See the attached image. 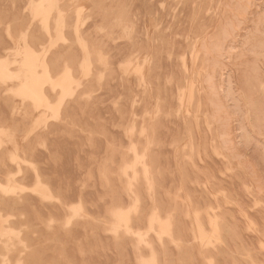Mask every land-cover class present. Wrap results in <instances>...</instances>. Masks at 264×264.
<instances>
[{
	"label": "rangeland",
	"instance_id": "1",
	"mask_svg": "<svg viewBox=\"0 0 264 264\" xmlns=\"http://www.w3.org/2000/svg\"><path fill=\"white\" fill-rule=\"evenodd\" d=\"M4 1H5V3H4ZM14 1H17V2H14ZM25 1H27V3ZM43 1L44 0H35V2H34V0H22V1L21 0H8V1L7 0H0V2H1L0 3V7L1 8L2 7L4 8L3 11H1L2 9L0 8V36H2V37H0V38H2V39H0V44L3 43V44L0 45V55H2V56H0V61L1 60L3 61V59L8 55V58L7 57H6L7 59L5 58L7 61L4 59L5 62H8V60H9V63L11 64L10 65V69L12 71H19L21 67H20V63L17 62V60H21L23 58L24 55L21 54V53H23L21 49H23L25 47V42H26V44H28L29 47L31 49H33V51L35 53H37L39 60H41V59L44 60V61L47 60V64L50 61V63L48 65H49L50 69H53V70H51V74H53L52 75L53 76V79L55 78V79L58 80L63 75L62 72H64L67 67L70 68V70H72L71 71L72 80L69 81V84H68V87H67V91H68V88H69V91H68L69 93L67 91L65 93L67 98H65V96H64L65 94H64V92H62V89L60 87H53L52 84H50L49 82L48 83H43V85H44V86L42 85V91H43V93L46 94V97H47L48 96L47 93L50 91L48 93L50 95L47 97L48 100H47L46 105L45 104H43L42 106L38 105V107H36L37 104L34 102V100H32L31 98L26 97L24 95L22 96L21 94L18 93V90L21 87V84L20 83H22V80L21 79L15 78L16 80H14V78H12V80L11 79H7L8 81L7 80H4V79H0V82H1L0 83V99L2 100V101L0 100V106H1L0 107V111H2V112H0L1 113L0 116H2V114H3V117H0V118H2V119H0V121L2 120V122H0V128H1V133H0V145H1L0 146V152H2V153H0V157H1L0 158V178H1L0 179V185H1L0 187H2V189H1L2 192L0 191L2 193V194H0V197L2 196V198H0V201H1L0 202V210H1L0 211V214L2 216L3 215L5 216V217L3 216L4 219L5 218L7 219L8 216L9 217L12 216L11 218H8L7 221L5 219V221L3 222V225L0 227V243H2V244H0V257L2 256L0 258V264H8V262H9V264H40V262H42V264H74L76 262H77L76 264H80L81 262H82L81 264H104V263L105 264H113V263L114 264H130L128 262H131V261H132L131 264H143V263L146 264V263H149V262H150V264H198V262H199V264H201V263L202 264H227V263L228 264H235V263L236 264H246V263L247 264H264V212L262 213V210L264 211V205H263L264 204V200H262V199H264V197H263L264 196V119H263L264 118V109H263L264 108V106H263L264 105V98H263L264 97V88H263L264 87V82H263L264 81V63H262V62H264V53H263L264 52V44H263V42H264V38H263L264 37V0H193L192 2H194V4L191 2V0H184V1L183 0H148V1L147 0H138V1L137 0H134V1L133 0H129V1L128 0H112V5L114 7L111 5V0H103V2L101 0H98V2H97V0H95V2L93 0H67V1L66 0H55L54 1V7L50 11V14L48 16V21H47V25L49 24L48 25V28H47V32L49 33L48 36H49V38L51 40V43L50 44H48L50 41H49V38L47 36L46 30H44V29H46L45 26H47V25L44 23L43 19H42V21H40L41 18H42L41 16L36 15V9L39 6V4L41 2H43ZM65 1H66V3H65ZM122 1L123 2L126 1L127 2L126 4L129 5V6L127 7V5L125 3H123ZM131 1L134 2L135 5H132L133 3ZM144 1H145V3H147L148 7H145L146 5H145ZM149 1H150V3H149ZM165 1H166V3H165ZM22 2L24 4H22ZM113 2H114V4H113ZM160 2H162V3H160ZM8 3H9V5H8ZM16 3L18 5L19 4L20 5L19 6L18 5L15 6ZM95 3H96V5H95ZM107 3H108V5H105ZM153 3H154V7H153V5H150V4H153ZM63 4H64V6H63ZM68 4H71V5H68ZM204 4H206V5H204ZM3 5H5V6H3ZM22 5H24V7ZM45 5L48 6L49 4L47 3ZM11 6H12V10L9 11L11 9ZM143 6H144V8H143ZM175 6H177V7H175ZM178 6L179 7L181 6L182 7L181 9L184 8V10H181ZM8 7H10V8H8ZM101 7H103V8H101ZM112 7L115 8V9H112ZM149 7L151 8V11H153V12H150ZM61 9L62 10L64 9V11H61ZM91 9H94V10L91 11ZM102 9H104V11ZM111 9H112V11H111ZM107 10L108 11L109 10L111 11V15H110V11L108 12ZM191 10H192V12H191ZM72 11H73V13H72ZM116 11H117V13H116ZM146 11L149 12V13H147ZM4 12H5V15H4ZM92 12H93V14H92ZM94 12L96 13V15H98L97 18L95 17L96 15L94 14ZM101 12H102V14H101ZM131 12L133 13V16H132V13ZM140 12H142V13L140 14ZM205 12H206V14H205ZM13 13H14V15H12ZM17 13H18V15H20V14H22V15L21 16H18ZM70 13H72V14H70ZM90 13L93 16L95 15L94 18L92 17V15ZM98 13L101 14V15H99ZM137 13H139L140 15L137 14ZM172 13L174 14V16H173ZM191 13H194V14L192 15ZM84 14H86V15H84ZM114 14H115V16H114ZM130 14H131L132 18L130 17ZM170 14H171V16H170ZM1 15L2 16L4 15L5 17L6 16L7 17L5 18L4 16L2 17ZM8 15H9V18H8ZM16 15H17V17H16ZM109 15H110V17H109ZM152 15H154V16H152ZM179 15H180V17H179ZM203 15L206 16V17H204ZM22 16H23L24 19L22 18ZM26 16H28V17H26ZM59 16L63 20L62 19H59ZM68 16H69V18H66ZM127 16H128V18H127ZM137 16H139V17H137ZM141 16H143V17H141ZM210 16H211V20H210ZM55 17H57V18H55ZM84 17H85V19H84ZM200 17H202L204 19L202 20V18H200ZM51 18H53V19H51ZM76 18H77V20H76ZM100 18H101V20H100ZM110 18H112L113 21H115V22H113L112 19H110ZM137 18H139V20ZM261 18H263V19H261ZM10 19H12V20H10ZM55 19H57V20H55ZM95 19L96 20L98 19V20L96 21ZM105 19H106V21H105ZM125 19H128L129 22H128V20H127V22H125L126 21ZM131 19H132V21H131ZM206 19L209 22L206 21ZM22 20L24 21V23H22L23 22ZM189 20H191V21H189ZM107 21H108V24H109V30H108V27H106L108 25L107 24ZM140 21H141V23H140ZM143 21H144L145 24L143 23ZM156 21H158V22H156ZM176 21H178L179 23H176ZM199 21H200V23H199ZM204 21L205 22H208V23H206V25H208V26H206L204 24L205 23ZM15 22L18 23V24H16ZM104 22H105V26L103 24ZM57 23H59V24L57 25ZM60 23H62V24H60ZM95 23H97V24H95ZM170 23H172V25ZM4 24H5V26H4ZM37 24H38V28H37ZM63 24H66V25L64 26ZM73 24H75V25H73ZM110 24H112L113 26L110 25ZM196 24H199V25L196 26ZM55 25H57V26H55ZM173 25H175V26H173ZM184 25L187 26L186 27L187 29L185 27H182V29H181V27L179 28V26H184ZM23 26H25V27H23ZM81 26H82V28H81ZM168 26H169V28L166 29ZM172 26L174 28H172ZM53 27H55L57 29H55V31H54V28ZM1 28H3V30L5 29V30L2 31ZM138 28L140 30H138ZM145 28H146V31H145ZM170 28L172 30H170ZM196 28H198V29H196ZM73 29H74V31H76V29H77V33L78 34L75 32L77 35L73 32ZM92 29H94V30L92 31ZM177 29H179V30H177ZM37 30L38 31L40 30L41 32L39 31L40 32L39 33ZM50 30L53 31L54 33L51 32ZM117 30H119V31H117ZM160 30L161 31L163 30V32H161ZM173 30H174V32H175V30H177V31L174 33V32H172ZM181 30H182V32L185 31V30H187V31L189 30V32H187V36H186V31L182 33ZM31 31H32V34L30 36ZM57 31H58V33H57ZM80 31L83 34H81ZM156 31H158V32H156ZM4 32H8V33L6 34ZM85 32H87V35H86ZM170 32L173 35V37H171L173 39H171L169 37V36H171L170 35ZM64 33H65V35H64ZM103 33H105V34H103ZM160 33H161V35H160ZM180 33H181V35H180ZM102 34H103V36H102ZM139 34H140V36H138ZM144 34H145V36H144ZM21 35H22V38H21ZM42 35H43V37H42ZM72 35L74 36V38L72 37ZM88 35H90V36L88 37ZM104 35H106V36H104ZM163 35H164L165 38L163 37ZM57 36H59V37L60 36L61 37L63 36L62 37L63 39L60 41L61 38H59ZM91 36H93V37H91ZM157 36H161V37H157ZM183 36H184V38H183ZM32 37H33V39H32ZM64 37H65V39H64ZM87 37L89 38L88 40L86 39ZM152 37H154L155 39L157 37L159 39H156L155 40ZM55 38L58 39V43H57V39H55ZM97 38H99V39H97ZM114 38H115V40H112ZM77 39H78V42H77ZM95 39H96V41H95ZM137 39H139V40H137ZM167 39H169L170 41L167 40ZM182 39L185 40L183 43H181L183 41ZM79 40L80 41L82 40L85 44L82 43V41L80 43ZM89 40H91V41H89ZM92 40H94V41H92ZM123 40H124V42H123ZM127 40H129L130 42L131 41L134 42V40H135L136 42H134V43H137V44H135V46L136 47L138 46L137 48L139 50L136 49V48H134L135 47L133 45L134 43H130ZM158 40H160V41H158ZM171 40H173V41H171ZM262 40H263V42H262ZM22 41L24 42V45H23V42ZM167 41H169V42H167ZM4 42L7 45L6 44L4 45ZM36 42H38V43H36ZM99 42H101V43L99 44ZM108 42H110V43H108ZM140 42H142V43L140 44ZM165 42L168 44V46L166 45ZM52 43H55V45L52 44ZM96 43H98V44H96ZM145 43L147 44V47H146V44ZM154 43L156 44V48H155ZM169 43H172L171 44L172 46H170ZM179 43H181L182 45L179 44ZM15 44H16V46H15ZM86 44H87V46H86ZM107 44H108V46H107ZM159 44L160 45L162 44L163 46H160ZM8 45L10 46V48L8 47ZM141 45H144V46H142L143 49L141 48ZM153 45H154V48L156 50H154ZM6 46H7V48H6ZM43 46H44V48H43ZM128 46H129V48H128ZM157 46H160V47H157ZM183 46H185V47H183ZM38 47H39V49H38ZM73 47H74V49H73ZM77 47H79V48H77ZM82 47H83V52L81 50ZM106 47H107V49L110 48V50L109 49L107 50ZM170 47L171 48L173 47L172 48L173 51H172V49ZM41 48H43V49H41ZM45 48H46V50H48V51H46V53H44L45 52ZM61 48H62L63 51L61 50ZM63 48H65L66 50L63 49ZM125 48H127V49H125ZM157 48H160V49L158 50ZM167 48H168V50H166ZM11 49H12V53H11ZM26 49L27 48L25 47V49H23V51H25ZM105 49H106V51L108 53L105 52ZM145 49H147L148 52ZM174 49H176V50L174 51ZM6 50L9 51V52H7ZM16 50H18V51H16ZM42 50H43V52H42ZM72 50L73 51L75 50V52H73ZM86 50H87V52H86ZM134 50L137 51V52L135 53ZM163 50L164 51L166 50L165 54H164ZM178 50H179V52H177ZM14 51H15V53H14ZM79 51H81V52H79ZM119 51L120 52L123 51V52L120 53ZM126 51H128V52H126ZM143 51H144V53H143ZM155 51H157V52H155ZM185 51H186V54H185ZM85 52L88 53V54H90L91 56L88 55V54H86ZM132 52L135 53V54H133ZM140 52H142L141 55H139ZM152 52H153V56H152ZM158 52H159V54H158ZM171 52H172V54H171ZM174 52L177 54L176 56H175V53ZM198 52L200 53V55H198L199 54ZM104 53H106V54H104ZM147 53H149V54H147ZM206 53H207V55H206ZM11 54H13V55H11ZM20 54L22 56H20ZM42 54H43V56H42ZM122 54L124 55V58L125 59L123 58V55ZM154 54L157 55L156 56L157 59L155 58ZM17 55H19V57H17ZM78 55H80V56L78 57ZM84 55H85V57H84ZM118 55H120V56H119V58L116 59V57H118ZM127 55H129L131 57H129ZM158 55H159V58H158ZM161 55L163 57H160ZM81 56H82V58H80ZM88 56H90V57H88ZM137 56H139V57H137ZM197 56H199L198 59H197ZM66 57H67V59H65ZM113 57L115 58V60H114ZM173 57H175V59ZM203 57H205V58H203ZM83 58L86 59V60H84ZM89 58H90V60H89ZM134 58H135V60H134ZM153 58H155L156 61ZM165 58H167L168 60L167 59L165 60ZM171 58L173 59V61H172ZM80 59H81V61H80ZM261 59L263 61H261ZM12 60H14V61H12ZM82 60L84 61L83 63L86 66H84L83 63H81ZM90 61H91V63H90ZM144 61H145V63H144ZM158 61L160 62V64H159ZM166 61H168V62L166 63ZM51 62H53V63H51ZM73 62H75V63H73ZM179 62H180V64H179ZM16 63L18 65H16ZM172 63H173V65H172ZM66 64H67V66H66ZM81 64L84 67H81L80 68ZM90 64H92V65H90ZM143 64H144V66H143ZM71 65H73V66H71ZM88 65H90V67H91L90 70H88L89 69V66ZM54 66L55 67H58V68L60 67V69L53 68ZM95 66H96V68H95ZM98 66H100L101 68L98 67ZM141 66H143V67H141ZM174 66L176 68H174ZM16 67H18L17 68L18 70L16 69ZM139 67H141V68H139ZM183 67L186 68L185 71H184L185 68H183ZM110 68H113V69H110ZM142 68H143V71L141 72V69ZM155 68H156V70H154ZM159 68H160V70H159ZM55 69H57V70H55ZM83 69H85V70H83ZM59 70H60L61 73L59 72ZM82 70L84 72L83 74H82ZM103 70H104V72H103ZM168 70H169V72H168ZM39 71H40V68H39ZM55 71H57V72H55ZM157 71H160V72H157ZM173 71L174 72L177 71L178 75H176L175 74L176 72L174 73ZM186 71L188 72L187 75H186ZM88 72H90V74ZM116 72L118 74L120 73L119 76H118V74H116ZM252 72H253V74L256 77L251 74ZM256 72H259V73H256ZM109 73L111 75H113V76L109 75ZM140 73H142V74H140ZM154 73H155V75H154ZM161 73H162V75H161ZM75 74L78 75V76H76ZM87 74H89L88 75L89 77H87ZM94 74H95V76H94ZM115 74H116V76H114ZM165 74H167V75L165 76ZM217 74L219 75V78H218V75ZM256 74L258 75L259 79L257 78V75ZM153 75H154V77H153ZM158 75H159V77H158ZM84 76H86L87 78L85 79ZM106 76H108V79L109 80L106 79L107 78ZM179 76H180V78H179ZM76 77H78L79 80ZM121 77H123V78H121ZM160 77L162 78V81H161V78ZM177 77H178L179 80L177 79ZM124 79H125V81H124ZM142 79H143V81H142ZM186 79H187V81H186ZM250 79H251V81H250ZM254 79H257V80L255 81ZM261 79H262V81H261ZM81 80H82V82L80 83ZM119 80L121 81L120 83H119ZM175 80H178V81L174 82ZM209 80H210V82H209ZM219 80H221V81H219ZM2 81H5V83L3 84ZM19 81H20V83H19ZM75 81H76V83H75ZM94 82H97V83H94ZM249 82H251L250 85H249ZM257 82L259 83V85H256V84H258ZM77 83H79V85H77ZM157 83H158V85H155ZM159 83H161V84H159ZM193 83H195V84L191 88V86L193 85ZM253 83H256V84H253ZM260 83H262V84H260ZM130 84H131V86H130ZM76 85H77V87H76ZM108 85H110V87H112V88H109ZM167 86H169V87H167ZM257 86H258L259 89L257 88ZM1 87H2L3 90L1 89ZM70 87L73 89V91H72V89ZM93 87H95V89ZM127 87H129V88H127ZM130 87H132V88H130ZM135 87H137V88H135ZM195 87L197 89H195ZM123 88H125V89L127 88V90H124ZM252 88H255V89H252ZM16 89H17V92H15ZM102 89H103V91H102ZM108 89L109 90L111 89V90L109 91ZM171 89H172V91L170 92ZM256 89H258V90H256ZM12 90L13 91L15 90V91L13 92ZM55 90H57V91H55ZM81 90H84L85 92L84 91H81ZM87 90H89V92ZM10 91L12 92V94L13 93H15V94L11 95V92ZM74 91H76V92H74ZM127 91L129 92L128 93L129 95L126 93ZM164 91H166V93ZM182 91H183V94L181 93ZM247 91H249V92H247ZM251 91H253V92H251ZM256 91H257V93H256ZM260 91H263V92H260ZM140 92L141 93L143 92V95H141ZM146 92H150V93H146ZM258 92H259V94H258ZM16 93H18V94H16ZM60 93H61V95L63 94L62 95L63 98L60 95ZM119 93H121V94L119 95ZM122 93L125 94V95H123ZM137 93H140V94L136 95ZM261 93H262V95H260ZM70 94H72V96ZM155 94L157 95V98H155L156 97ZM131 95H132V97H131ZM174 95L177 96V97H175ZM179 95H180V97H179ZM4 96H6V97H4ZM101 96H102L103 100H102ZM128 96H129V98H128ZM142 96L144 98H142ZM258 96H261V97H258ZM57 97H58L59 100L57 99ZM69 97L71 99H69ZM76 97H79V99L76 98ZM87 97H88V99H86ZM116 97L117 98L119 97V98L117 99ZM96 98L97 99L100 98L99 100H102V102L104 104L101 101H99V100L97 101ZM173 98H175V99H173ZM181 98H183V99H181ZM187 98H188V100H187ZM142 99H143V101H142ZM145 99L146 100L148 99V100L146 101ZM134 100H135V103H134ZM94 101H96V102L94 103ZM181 101H182L183 106L181 105ZM77 102L81 103V105L79 103H78L79 105L76 104ZM98 102H100V103H98ZM250 102L252 103V105H250ZM253 102H256L257 104L256 103L253 104ZM54 103L55 104H60L61 105V108L58 109L57 108L58 105L55 106ZM90 103H92V104H90ZM144 103H146L147 105L150 104V105H148L149 108ZM3 104H4V106H3ZM13 104H15V105H13ZM89 104H90V106H89ZM108 104H110V105H108ZM258 104L259 105L262 104V105L261 106H258ZM8 105H9V108L7 107ZM25 105H26V107H25ZM27 105L28 106L30 105V106L27 107ZM122 105H124V106H122ZM127 105H128V109H127ZM163 105H165V106H163ZM254 105H255V108L257 107L256 109H254ZM10 106H12L11 107L12 109L10 108ZM96 106H97V108H96ZM150 106L152 107V109L150 108ZM171 106L173 107V109H172ZM252 106H253V109L254 110L251 108ZM49 107L52 108L51 109V112L50 111H47V110H50ZM79 107H81V108H79ZM91 107H92V109H91ZM122 107H123V112L125 114H123V112H122ZM36 109H38V110L36 111ZM53 109H54V111H53ZM55 109H57L58 112L55 111ZM90 109H91V111H90ZM96 109H100V110H96ZM105 109H107L108 111L105 110ZM110 109H111V111H113V112H111V113H113V114H111V116L113 115L112 118L109 116L110 115ZM125 109H126V111H124ZM128 110H129V112H128ZM252 110L255 113H253ZM255 110H257L258 112H256ZM134 111L136 112L135 114H134ZM186 111H187V113H186ZM89 112L90 113L92 112L93 116L91 114H89ZM259 112L262 115H260ZM261 112H263V113H261ZM57 113H58L59 117H58ZM63 113H64V116H63ZM95 113H97V114H95ZM98 113H100V116H99ZM138 114H139V116H138ZM5 115H6V117H5ZM128 115H129V117H128ZM175 115H177V117ZM41 116H42V118H41ZM126 116L129 119H126L127 118ZM134 116H136L138 119L136 117L134 118ZM4 117L7 118V119H5ZM48 117H50L51 119L48 118ZM55 117H58V118H55ZM114 117H116V118H114ZM119 117H120V119H119ZM3 118H4L5 121H3ZM34 118L36 120H38V121H36ZM92 118H96V119H93V121H92ZM101 118H102V120H101ZM141 118H143V119H141ZM148 118L150 119V121H149ZM183 118H184V120H183ZM68 119H69V121H68ZM73 119H74V121H73ZM163 119H165V120H163ZM252 119H254V120L252 121ZM24 120H25V122H24ZM43 120H45V121H43ZM55 120H57V121H55ZM97 120H100V121H97ZM127 120H129V121H127ZM137 120H140V122L137 121ZM260 120H262V122ZM19 121H20V123H19ZM40 121H42V122H40ZM122 121H123V123H122ZM131 121H132V123H131ZM159 121H161V122L159 123ZM164 121H167V122H164ZM182 121H184V122H182ZM204 121H205V124L206 125L205 124L203 125ZM34 122L35 123L37 122L36 124L39 125L38 126L39 127L38 129H37V126L34 124ZM39 122H40V124L42 123L43 125L42 124L40 125ZM106 122H107V125L105 124ZM15 123H17V124H15ZM95 123L100 128V130L97 128V126L95 125ZM169 123H170V125L171 124H174V125L170 127ZM183 123H184V125H183ZM194 123H196V124L194 125ZM23 124H25V125H23ZM51 124H52V126H51ZM62 125H64V126H62ZM134 125H135V128H134L135 130L133 129ZM176 125H177V127H176ZM44 126H45V128H44ZM49 126H51V128ZM89 126H91V127H89ZM103 126L107 127V129L110 130V131L108 130L110 132L109 135H108L109 132ZM69 127H71V128H69ZM138 127H139V129H138ZM142 127H143V129H142ZM67 128H69L68 129L69 131L67 130ZM164 128H166V129L164 130ZM195 128H196V130H194ZM13 129H15V130H13ZM19 129H20V131H19ZM73 129H75V130L73 131ZM129 129L132 130V133H131V130H130V133H129ZM170 129L172 130L171 132H170ZM183 129H185V131ZM142 130L144 131V133L141 132ZM174 130H175V132H174ZM54 131H57V132H54ZM65 131L68 132V133H66ZM75 131H76V133H75ZM97 131L100 134L97 133ZM179 131H180V133H179ZM183 131H184V134L182 133ZM51 133L52 134H55V135H60V134L61 135H60V137L59 136L55 137V135H52ZM78 133H80V134H78ZM137 133H138V136L135 137ZM175 133H177L178 135L175 134ZM86 134H87V136H84ZM113 134H115V137L117 139L115 137H113ZM164 134L166 135V138L165 139H164L165 136H163ZM167 134L170 135L171 137L170 136L167 137ZM180 134L182 135V137H181ZM197 134H198V136H197ZM32 135H34V136H32ZM102 135H103V137H101ZM172 135H174L175 137L174 136L172 137ZM75 136H76V138H75ZM96 136L97 137L99 136V137L97 138ZM189 136L191 137V139L188 138ZM33 137H34V139H33ZM63 137H65V138H63ZM121 137H122L123 140L120 139ZM197 137H199V138H197ZM45 138H47V140ZM81 138H84V139H81ZM157 138H158V140H157ZM170 138H172V141H171ZM208 138H210V139H208ZM77 139L79 140V142H78ZM142 139H143V141H141ZM166 139H167V141H166ZM32 140H34V142ZM35 140H37V141H35ZM93 141L94 142L96 141V145L95 146H94L95 143ZM121 141H123L124 143L121 142ZM170 141H171V143H169ZM84 142L86 143L87 146L84 145L85 144ZM107 142H108V144H107ZM114 142H116V143L118 142V143L116 144ZM135 142L136 143L138 142V146H137V144ZM141 142H143V143L141 144ZM144 142H146V143H144ZM25 143L28 144V145H26ZM81 143H82V146L80 145ZM131 143H134L135 145L134 144H131ZM168 143H169V146H168ZM127 144H128V146H127ZM30 145H32V146H30ZM74 145H76V146H74ZM171 145H173V147ZM29 146H30V148H29ZM124 146H126V147H124ZM133 146H135V147L137 146V147L135 148ZM213 146H214V148H213ZM39 147H41V149L42 148L43 149L41 150ZM75 147L77 149H79V150L75 149ZM168 147L169 148L171 147V149H169ZM36 148H39V149H36ZM1 149H2V151H1ZM90 149H91V151H90ZM145 149H146V151H145ZM82 150H83V152H82ZM161 150H163V151H161ZM27 151H29V152H27ZM180 151L182 152V154H180ZM3 152H6V153H3ZM34 152H36V153L34 154ZM17 153H18V155H17ZM19 153H22V155L20 154V156H19ZM116 153H118V154H116ZM133 153H138V156H135L136 154L134 155ZM140 153H141V155H140ZM168 153H171L172 154L171 155V158H170V155ZM208 153H210V155ZM53 154L55 156H57V157H53L54 156ZM78 154H79V156H78ZM98 154H99V156H98ZM162 154H164V156H162ZM58 155H61L62 157L61 156L58 157ZM129 155H130L131 158L129 157ZM28 156H29V158H27ZM96 156H97V158H96ZM115 156L118 157V158H116ZM134 156H135V159H134ZM32 157H33V159H32ZM60 157H61V160H60ZM114 157H115V162H114ZM172 157H174V158H172ZM13 158L15 159V161H14ZM58 158H59V160H58ZM88 158L91 159V160L89 161ZM142 158H143L144 163L147 161L146 162L147 164L145 163L146 167L143 164ZM162 158H163V160H162ZM181 158L183 160H181ZM20 159L23 161V163H22V161H20ZM186 159H187V162H186ZM62 160H63V162H62ZM138 160L140 161V163L138 162ZM6 161H7V163H6ZM13 161L16 162V163H13ZM55 161H57V162H55ZM92 161H94V162H92ZM232 161L235 163V165H234V163ZM27 162L29 163V166H28V163ZM76 162L78 163V166H77V163ZM108 162L110 163V165H109ZM111 162L113 163L112 165L114 167L111 165ZM116 162H118V163H116ZM30 163L31 164L33 163L32 165H33V168L34 169H32V165H30ZM37 163H39V164H37ZM158 163H159V165L157 167L156 164H158ZM160 163L162 165H160ZM167 163H169L170 167H169V165ZM182 163H183V166H182ZM197 163H198V165H197ZM81 164H83V165H81ZM95 164H97V165H95ZM140 164H143L144 167H143V165L140 166ZM171 164H172V166H171ZM25 165H27V166H25ZM127 165H129V166H127ZM8 166H9V168H8ZM160 166L162 167V169H161ZM204 166H206V167H204ZM229 166H230V168H229ZM17 167H19V168H17ZM111 167H113V168L111 169ZM140 167H141V169H140ZM186 167H189L190 169L189 168H186ZM218 167H220V168H218ZM27 168H31L32 173H31L30 169L27 170ZM37 168H38V170H37ZM143 168H144V170H143ZM18 169H20V171ZM130 169H131V171H130ZM133 169H136V171H137L138 174H136L135 173V170H133ZM145 169H146V172H145ZM204 169L207 170L206 171L207 173L205 171H203ZM34 170L36 171V173H35ZM113 171L114 172L117 171V172L114 173ZM133 171H134V173H133ZM176 171H177V173H176ZM178 171H179V173H178ZM193 171H195V172H193ZM14 172H15V174L17 172H19V173L16 174V175L15 174L13 175ZM123 172H125V173H123ZM143 172H145V173L143 174ZM168 172H169V174H167ZM188 172L193 173V175L195 177L193 176L191 178L192 175L190 173H188ZM234 173H237V174H234ZM241 173H243V174L241 175ZM35 174L38 177V178H36V180H35V177H36ZM54 174H55V176H54ZM98 174H100V175H98ZM107 174H110V175H107ZM119 174H121V175H119ZM126 174H127V178H126V176H124ZM133 174H135V175H133ZM206 174H208L207 175L208 177L206 176ZM7 175L8 176L9 175L10 176L12 175L11 177L14 178V180L10 176L6 180V178L8 177ZM129 175L130 176L133 175L132 178L129 177ZM174 175L176 176V178L174 177ZM43 176H45V177L43 178ZM47 176L48 177L50 176V177L48 178ZM107 176H109V179H108ZM203 176H205V177H203ZM242 176H243V178H242ZM123 177H124V179H122ZM136 177H137V179H134ZM164 177L165 178L167 177V178L165 179ZM233 177L235 178L236 181L234 180ZM128 178H130V180ZM174 178H175V180H174ZM247 178H249V179H247ZM132 179H133V182H131ZM23 180L25 182H23ZM37 180L38 181L41 180L42 182H38ZM80 180H81L82 183L80 182ZM128 180H129V182L131 184L128 182ZM192 180H195V181L192 182ZM219 180H221V181H219ZM36 181H37V183H36ZM173 181L174 182H178V183H174ZM222 181L225 182V183H222ZM239 181L241 183H239ZM246 181L249 182V183H247ZM88 182H90V183H88ZM91 182H93L94 184L91 183ZM105 182H106L107 185L105 184ZM124 182H125V184H124ZM127 182L129 183V185L126 184ZM229 182H231L232 184L229 183ZM1 183L6 187V190H5L6 191L5 192L6 194L5 195H3V192H4L3 188H5V187H3V185ZM38 183H41V184H38ZM179 183H181V185ZM22 184L24 186H26V187H24ZM113 184H114V186H113ZM132 184H133L134 187L132 186ZM178 184L180 185L179 186L180 188L178 187ZM227 184H231V185H227ZM115 185L117 187H115ZM130 185H131V188H130ZM135 185H136V187H135ZM139 185L140 186L143 185V187H139ZM153 185H154V187H153ZM165 185H167V186H165ZM191 185H193V187ZM34 186H35V188H34ZM43 186H45V187H43ZM48 186H50V187L48 188ZM172 186H174V187H172ZM202 186H204V187L206 186V188H203ZM11 187L13 189H10ZM127 187H128V189H127ZM238 187L241 190L238 189ZM17 188H21V189H19L17 191ZM32 189H33L34 192L32 191ZM67 189H68V191H67ZM107 189H108V193L109 192H111V193L108 194L106 192ZM110 189H112V190H110ZM147 189H148L149 192L147 191ZM200 189H201L202 192L200 191ZM202 189H204L205 191L202 190ZM215 189L217 191H215ZM233 189H234V191H233ZM20 190H23L24 192L23 191H20ZM83 190H84V192H83ZM121 190H122V192H121ZM229 190H232V191H229ZM13 191L15 193H13ZM48 191H49V193H48ZM130 191H131V193H130ZM159 191H160V193H159ZM173 191H174V193H173ZM191 191L194 192V193H192ZM36 192L38 194H40L41 196H39ZM60 192H62V193H60ZM125 192L127 193V196H126ZM235 192H237V193H235ZM242 192L245 194V196H244V194ZM7 193H9V194L7 195ZM11 193H13L14 195H12ZM224 193H226V194H224ZM96 194H98V195L100 194V196H99L100 201H99L98 196ZM43 195L46 198L43 197ZM48 195H49V197L53 195L52 197H50V199H53V200H50L49 197H48ZM79 195H80V197H79ZM193 195H194V197H193ZM81 196H82V198H81ZM122 196H124L123 197V200H122ZM135 196H137V197H135ZM169 196H170V198H169ZM176 196H177V198H176ZM203 196L204 197L207 196L205 198H208V199H204ZM253 196H255V197H253ZM107 197H109V198L107 199ZM119 197H121V198H119ZM163 198H165V199H163ZM234 198H237V199H234ZM54 199L55 200H58L57 202H59V203L57 204V202H55ZM213 199H215V200H213ZM65 200H67V201H65ZM91 200L94 203L91 202ZM115 200H117L116 202H119L120 201L119 202V205H118V203H116L117 205L115 204V202H114ZM193 200H195V203H194ZM204 200H210V201H204ZM238 200H240V201H238ZM250 200H251V202H250ZM258 200H260V201H258ZM82 201H83V203H82ZM135 201H136V203H135ZM241 201H244V202H241ZM123 202H124V204H123ZM143 202H145L146 204L143 203ZM203 202H204V204H203ZM222 202L225 205H223ZM245 202H246V204H245ZM70 203H71V205H69ZM80 203H81V205H80ZM84 203H86V205H84ZM88 203H89V205H88ZM91 203H93V204H91ZM95 203H97V204H95ZM98 203H99V205H98ZM109 203H111V205ZM142 203L145 204V205L143 206ZM66 204L69 207V209L67 208ZM72 204H74V205H72ZM133 204L136 205V206H134ZM140 204H141V206H140ZM173 204H174V207H173ZM214 204H215V206H214ZM250 204H254V206L253 205H250ZM260 204H261V206H260ZM8 205L10 206L9 210H7L8 209L7 207H9ZM76 205H77V208L78 209L76 208ZM92 205H93V207H92ZM94 205H95V207H94ZM181 205H182V207H181ZM186 205H187V207H186ZM207 205H209L208 208H207ZM249 205L251 207H249ZM3 206L5 208H1ZM64 206H66V207H64ZM78 206L82 207V209L80 207H78ZM125 206H127V207H125ZM151 206H152V208H151ZM43 207H44V209H43ZM52 207H53L54 210H52ZM73 207H75L74 210L77 209L78 211H80V210L81 211L79 213H75V212H78V211L77 210L74 211L73 210ZM132 207H133V211L131 210ZM215 207H216V209H215ZM246 207H248L249 209L246 208ZM64 208H65V210H64ZM71 208H72V210H71ZM119 208H121V210H119ZM174 208H176V209L174 210ZM66 209H68V210H66ZM86 209L88 211H86ZM122 209H123V211L124 210H126V211L122 212ZM5 210H6V212H4ZM45 210H47V211H45ZM104 210H106V211H104ZM211 210H212L213 213L215 212L214 215H211V214H213L211 212ZM216 210H217V212H216ZM258 210L260 211V213H259ZM17 211L20 212V213H16ZM57 211H58V213H57ZM156 211L158 213H156ZM47 212H48V214H47ZM129 212H131L132 214L129 213ZM248 212H249L250 215H248ZM38 213L40 214V216H39ZM114 213H117V214L115 215ZM172 213H173V215H172ZM236 213H237V215H236ZM26 214H27L28 217L26 216ZM73 214H75L73 216L75 219H73V217H72ZM76 214H77V216H78V214H80L78 216L80 218H78L76 216ZM149 214H151V216ZM157 214L158 215L160 214L159 217L161 216L160 217V220H162L161 223L159 222L160 221L159 219H158V222H157V219H156V217H158ZM164 214H166V215L164 216ZM168 214L169 215L171 214V216L169 217ZM203 214H205V215H203ZM215 214H216V216H215ZM6 215H8V216H6ZM118 215H119V218L117 217V221L119 220L118 222H120V220L122 219L121 220V223L122 224L125 223V226H124V224L123 225L120 224V225H122L120 227L119 223L115 221L116 219H114V218H116V216H118ZM258 215L261 216L262 219H261V217H258ZM109 216H111V217H109ZM152 216H153V218H152ZM34 217H36L37 219L34 218ZM99 217H100V219H98ZM102 217H103V219H102ZM128 217H130V218H128ZM12 218H15V219H12ZM165 218L168 219V220L170 219V220L169 221L168 220H165ZM213 218H215V219L218 218L219 220L216 219L217 220L216 221ZM35 219L37 220L36 221L37 223L35 222ZM54 219H58V220H54ZM70 219H71V222H68V221H70ZM82 219H83V221H82ZM128 219H129V221H128ZM155 219H156V221H155ZM172 219H174V220H172ZM205 219H207V221ZM50 220H51V222H53L52 224L49 223ZM65 220H67V221H65ZM90 220H92V221H90ZM123 220H125L127 222H125V221L123 222ZM149 220L152 222L151 226L154 225L153 227L148 226V225H150ZM163 220H164V222L165 221H167V222L163 223ZM171 220H172V222H171ZM236 220L237 221H239V220L241 221L242 220V222L243 221L244 222L243 223L242 222H237ZM249 220H250V223L253 226L249 223ZM80 221H82V222H80ZM109 221H111L110 223H112V222L113 223L110 225ZM114 221L119 226L118 225L115 226V222ZM209 221L211 222V224H210ZM8 222H9V226H8ZM32 222H35V223H32ZM128 222H130V224ZM156 222L159 225L156 224ZM168 222H170V223H168ZM184 222H185V224H184ZM187 222H189V224ZM195 222L197 223L198 227L196 226V223ZM198 222L201 225L198 224ZM220 222H221V225H220ZM22 223H25V224L23 225ZM30 223H31V225H30ZM81 223H83V224H81ZM212 223L213 224L215 223L214 225L219 226V227H216V228H219V229H216L214 225L212 226ZM79 224H80V227L77 226ZM87 224H88V226H87ZM208 224H210V225H208ZM245 225H246V227H245ZM185 226H186V229H185ZM199 226L200 227L202 226V229H204V230H202V232H200L199 230H197V229L200 228ZM207 226H209L213 230L210 229V228H208ZM81 227L83 228V231H82V228ZM91 227H93V229ZM117 227H120L121 229L119 228V230H117ZM122 227L123 228L126 227L127 230L123 229ZM238 227H240V228H238ZM29 228L32 231H30ZM40 228H41V230H40ZM44 228H45V231H44ZM98 228L99 229L102 228V229H100L101 231H99ZM128 228H129L130 231L128 230ZM150 228L151 229L153 228V231ZM109 229H111L113 231L114 230L117 231L118 234H116L115 231H114L115 233L114 232L111 233V230H109ZM144 229L146 230V232L148 231L146 234L144 232L145 231ZM162 229H165V230L162 231ZM6 230L8 232H6ZM17 230H19V231H17ZM34 230L36 231V234H35ZM42 230L45 233L42 232ZM139 230H141V231L140 232H137ZM154 230H155V232H154ZM240 230H242V232ZM247 230H249V231H247ZM251 230H253L252 231L253 233L251 232ZM2 231H4V232H2ZM28 231H30V232H28ZM126 231L127 232L129 231L130 233H132L131 231H133V233H132L133 235L130 234V236H129V234ZM157 231L158 232L160 231L159 234H158V236L155 235V234L158 233ZM165 231L166 232L167 231L169 232V233L168 232L167 233L170 235V237H168V238L166 237V236H169V235L167 233L165 234ZM198 231L200 233H202L201 236L199 235L200 233ZM203 231L205 233H203ZM206 231H208V232H206ZM26 232H28V234ZM72 232H73V234H72ZM96 232H97V234H96ZM149 232H151V233H149ZM170 232H172V233H170ZM214 232H215V235L216 236L213 235ZM217 232H218V234H216ZM7 233L9 234V236H8ZM138 233H140L139 234L140 236L138 235ZM37 234H38V237H36ZM88 234H90V235H88ZM114 234H116V235H114ZM134 234L135 235H138L139 237L134 236ZM141 234L144 235V236H146L148 234L146 237H148L149 239L148 238H143L142 239V237H144V236H142ZM172 234H173V236H172ZM187 234L189 236H191V237H189ZM204 234H206V236L208 235V237L211 235L213 238L210 237V238H207L206 239V237H205ZM244 234H246L247 236L246 235L244 236ZM17 235H18L19 238L17 237ZM40 235L41 236L44 235V236L39 237ZM65 235H67V236H65ZM117 235H119V236H117ZM120 235H122V236H120ZM163 235H165V236H163ZM202 235H204V236H202ZM12 236H13V238H12ZM88 236H89V238H88ZM252 236H253V238L255 237L256 239L255 238L253 239ZM35 237H36V239H35ZM49 237H51V238H49ZM68 237L70 239H67ZM81 237H83V238L81 239ZM128 237H130V238H128ZM156 237L158 239H156ZM171 237H172V239H171ZM215 237L217 239H219V240H217ZM227 237L230 238V240ZM8 238H9V240H6ZM91 238L92 239H95V240H90ZM137 238H139V239L137 240ZM191 238H193V239H191ZM100 239H101V241H100ZM155 239L157 240V242H156ZM169 239H171L172 241L174 240V241L171 242V240H169ZM199 239L200 240L202 239V240L200 241ZM17 240L19 242H17ZM43 240H44V242H43ZM59 240H60V242H59ZM81 240H83V241H81ZM98 240H99V242H98ZM127 240L130 241V243ZM68 241H70V242L68 243ZM75 241H77V242L75 243ZM108 241L110 243H108ZM111 241H112V243H111ZM142 241H144V242H142ZM175 241H179V242H175ZM190 241H191L192 244L190 243ZM207 241H211V242H207ZM40 242H42V243H40ZM94 242L95 243L98 242V243L95 244V245H93ZM159 242L162 243L161 244L162 245V248H161V245H159L160 244ZM166 242H168V243H166ZM247 242H248V244H246ZM5 243H7V244H5ZM20 243H21V245H18ZM70 243H71V245H70ZM73 243L76 244V245H74ZM80 243H82L83 245L80 244ZM86 243H88V244H86ZM107 243H108V245H107ZM138 243L140 244V246H139ZM146 243L147 244L149 243V247L151 246L150 247V250H149V247H148V245ZM156 243H158V244H156ZM171 243H173V245H171ZM230 243H232L234 245H232ZM240 243H241V245H240ZM22 244L24 245V247L22 246ZM249 244H251V246ZM257 244L259 246L262 245L263 249H259V248H262V247H259ZM5 245H7V246H5ZM47 245L50 248H47ZM88 245L89 246L91 245V246L89 247ZM112 245H114V246L112 247ZM126 245H128V246H126ZM155 245H158V246L156 247ZM229 245H230V247H229ZM26 246H27V248H26ZM104 246H106V247H104ZM212 246L215 248L214 250H213V247ZM5 247H7V251H9V252H6L5 251L6 250ZM13 247H14V249H13ZM66 247H67V249H66ZM94 247H95V249H94ZM195 247H197L198 249L195 250ZM207 247H208V249H207ZM219 247H220V249H219ZM34 248H36V249L38 248V249L36 250ZM40 248H42V249H40ZM43 248H44V250H43ZM58 248L60 249L59 251H58ZM104 248H106V251H104L105 250ZM110 248H111V251H110ZM151 248H152V251H151ZM173 248H177V249L175 250ZM233 248H235L236 250H234ZM255 248L256 249L258 248V249L256 250ZM113 249H115V250H113ZM153 249H154V251H153ZM34 250H36L37 252H35ZM38 250H41V251H38ZM77 250H78V252H77ZM107 250H108V252H107ZM159 250H160V252H159ZM190 250L192 251V253H191ZM219 250H221V251H219ZM98 251L101 252L102 254L99 253ZM146 251H148V253ZM171 251L173 252V254H172ZM234 251L235 252L237 251V252L235 253ZM238 251H240V252H238ZM122 252H123V254H122ZM152 252H153V254H152ZM174 252H177V253L179 252V253L176 254ZM208 252H211V254L208 253ZM116 253H117V255H116ZM138 253H139V255H138ZM195 253H196V255H195ZM6 254H7V256H6ZM17 254H18V257H17ZM26 254L28 256H26ZM33 254H35V256ZM53 254H54V256H53ZM98 254H99V256H98ZM105 254H106V256H105ZM112 254H115V258H116V256H117V258L115 259L114 258V255H112ZM125 254H127L126 255L127 257L125 256ZM154 254H156V255H154ZM159 254H160V256H159ZM31 255H32V257H31ZM67 255H68L69 258L67 257ZM91 255H94V256L92 257ZM121 255H123V256H121ZM152 255H154L155 258ZM179 255H180V257H179ZM216 255H217V257H216ZM5 256L7 257V259H6ZM36 256H37V259L38 258H40V259L42 258V259L41 260L40 259L37 260L35 258ZM107 256H108V260H106V258H105ZM129 256H130V258H129ZM174 256H176V257H174ZM196 256H199V257H196ZM85 257H87V258H85ZM161 257L163 258V260H162ZM253 257H254V259H253ZM75 258L77 259L76 262H75V260H76ZM79 258H81V259L79 260ZM146 258L147 259L149 258L150 260L151 259L152 260L151 261L148 260L149 261L148 262V261H146ZM218 258L220 260H218ZM91 259H93V260H91ZM99 259L101 261H99ZM129 259H130V261H129ZM137 259L139 260V262H138ZM212 259H213V262H211ZM222 259L223 260L226 259L225 260L226 262L223 261ZM240 259H241V261H240ZM7 260H8V262H7ZM85 260H87V261L85 262ZM2 261L4 263H2ZM29 261H31V262L29 263ZM152 261L154 263H152ZM117 262H119V263H117ZM140 262H142V263H140Z\"/></svg>",
	"mask_w": 264,
	"mask_h": 264
},
{
	"label": "bare ground",
	"instance_id": "2",
	"mask_svg": "<svg viewBox=\"0 0 264 264\" xmlns=\"http://www.w3.org/2000/svg\"><path fill=\"white\" fill-rule=\"evenodd\" d=\"M7 1H8V0H7ZM21 1H22V0H21ZM54 1H55V0H44L43 2H41V3L39 4V6H38L37 9H36V15L41 16L42 18H41L40 21H42V19H43V21H44V23H45L46 25H47L48 16H49V14H50V11H51L52 8L54 7ZM66 1H67V0H66ZM66 1H65V3H66ZM93 1L95 2V0H93ZM101 1L103 2V0H101ZM128 1H129V0H128ZM133 1H134V0H133ZM137 1H138V0H137ZM147 1H148V0H147ZM183 1H184V0H183ZM183 1H182V2H183ZM192 1H193V0H191V2H192ZM14 2H17V1H14ZM18 2H19V1H18ZM23 2H24V1H23ZM23 2H22V4H24ZM25 2L27 3V1H25ZM34 2H35V0H34ZM94 2H93V3H94ZM97 2H98V0H97ZM115 2H116V1H115ZM122 2H123V1H122ZM131 2H132V1H131ZM172 2H173V1H172ZM182 2H181V3H182ZM0 3H1V2H0ZM4 3H5V1H4ZM19 3H20V2H19ZM26 3H25V4H26ZM47 3L49 4L48 6L45 5V4H47ZM65 3H64V4H65ZM69 3H70V2H69ZM93 3H92V4H93ZM108 3H109V2H108ZM108 3L105 4V5H108ZM116 3H117V2H116ZM120 3H121V2H120ZM123 3L126 4L127 2L125 1V2H123ZM132 3H133L132 5H135L134 2H132ZM135 3H136V2H135ZM138 3H139V2H138ZM144 3H145V1H144ZM149 3H150V1H149ZM160 3H162V2H160ZM165 3H166V1H165ZM178 3H179V2H178ZM184 3H185V2H184ZM192 3L194 4V2H192ZM209 3H210V2H209ZM64 4H63V6H64ZM113 4H114V2H113ZM121 4H122V3H121ZM130 4H131V3H130ZM158 4H159V3H158ZM193 4H192V5H193ZM199 4H200V3H199ZM6 5H7V4H6ZM8 5H9V3H8ZM16 5H18V4L16 3L15 6H16ZM19 5H20V4H19ZM19 5H18V6H19ZM61 5H62V4H61ZM68 5H71V4H68ZM95 5H96V3H95ZM105 5H104V6H105ZM109 5H110V4H109ZM111 5H112V0H111ZM116 5H117V4H116ZM118 5H119V4H118ZM126 5H127V4H126ZM145 5H146L145 7H148L147 3H145ZM150 5H153V7H154V3H153V4H150ZM178 5H179V4H178ZM183 5H184V4H183ZM188 5H189V4H188ZM204 5H206V4H204ZM252 5H253V4H252ZM3 6H5V5H3ZM22 6L24 7V5H22ZM93 6H94V5H93ZM102 6H103V5H102ZM112 6H113V5H112ZM124 6H125V5H124ZM128 6H129V5H127V7H128ZM158 6H159V5H158ZM170 6H171V5H170ZM173 6H174V5H173ZM181 6H182V5H181ZM181 6H180V7L178 6V7L181 9V8L183 7V6H182V7H181ZM190 6H191V5H190ZM6 7H7V6H6ZM67 7H68V6H67ZM70 7H71V6H70ZM105 7H106V6H105ZM105 7H104V8H105ZM113 7H114V6H113ZM113 7H112V9H115V8H113ZM117 7H118V6H117ZM119 7H120V6H119ZM159 7H160V6H159ZM167 7H168V6H167ZM175 7H177V6H175ZM191 7H192V6H191ZM0 8H1V7H0ZM8 8H10V7H8ZM60 8H61V7H60ZM62 8H63V7H62ZM101 8H103V7H101ZM107 8H108V7H107ZM131 8H132V7H131ZM133 8H134V7H133ZM143 8H144V6H143ZM160 8H161V7H160ZM165 8H166V7H165ZM173 8H174V7H173ZM185 8H186V7H185ZM204 8H205V7H204ZM244 8H245V7H244ZM251 8H252V7H251ZM1 9H2L1 11H3L4 8L2 7ZM19 9H20V8H19ZM21 9H22V8H21ZM23 9H24V8H23ZM80 9H81V8H80ZM94 9H95V8H94ZM94 9H91V11L94 10ZM112 9H111V11H112ZM149 9H150V12H153V11H151V8H150V7H149ZM153 9H154V8H153ZM162 9H163V8H162ZM175 9H176V8H175ZM189 9H190V8H189ZM194 9H195V8H194ZM198 9H199V8H198ZM8 10H9V9H8ZM11 10H12V6H11V9H10L9 11H11ZM83 10H84V9H83ZM99 10H100V9H99ZM102 10L104 11V9H102ZM121 10H122V9H121ZM145 10H146V9H145ZM181 10H184V8L181 9ZM207 10H208V9H207ZM15 11H16V10H15ZM18 11H19V10H18ZM22 11H23V10H22ZM61 11H64V9H63V10L61 9ZM67 11H68V10H67ZM74 11H75V10H74ZM96 11H97V10H96ZM100 11H101V10H100ZM107 11H108V10H107ZM109 11H110V10H109ZM109 11H108V12H109ZM111 11H110V15H111ZM129 11H130V10H129ZM165 11H166V10H165ZM7 12H8V11H7ZM13 12H14V11H13ZM79 12H80V11H79ZM82 12H83V11H82ZM126 12H127V11H126ZM146 12H147V11H146ZM161 12H162V11H161ZM177 12H178V11H177ZM191 12H192V10H191ZM72 13H73V11H72ZM72 13H70V14H72ZM99 13H100V12H99ZM99 13H98V14H99ZM104 13H105V12H104ZM116 13H117V11H116ZM128 13H129V12H128ZM131 13H132V12H131ZM134 13H135V12H134ZM141 13H142V12H140V14H141ZM147 13H149V12H147ZM154 13H155V12H154ZM159 13H160V12H159ZM162 13H163V12H162ZM165 13H166V12H165ZM181 13H182V12H181ZM197 13H198V12H197ZM15 14H16V13H15ZM59 14H60V13H59ZM74 14H75V13H74ZM81 14H82V13H81ZM90 14H91V13H90ZM92 14H93V12H92ZM92 14H91V15H92ZM94 14L96 15L95 12H94ZM101 14H102V12H101ZM101 14H99V15H101ZM112 14H113V13H112ZM137 14H139V13H137ZM140 14H139V15H140ZM151 14H152V13H151ZM151 14H150V15H151ZM172 14H173V13H172ZM182 14H183V13H182ZM184 14H185V13H184ZM191 14L193 15L194 13H191ZM203 14H204V13H203ZM205 14H206V12H205ZM205 14H204V15H205ZM4 15H5V12H4ZM4 15H3V16H4ZM6 15H7V14H6ZM12 15H14V13H13ZM17 15H18V13H17ZM17 15H16V17H17ZM21 15H22V14H20V15H18V16H21ZM84 15H86V14H84ZM91 15H90V16H91ZM95 15H94V16H95ZM103 15H104V14H103ZM105 15H106V14H105ZM110 15H109V17H110ZM159 15H160V14H159ZM164 15H165V14H164ZM167 15H168V14H167ZM167 15H166V16H167ZM180 15H181V14H180ZM180 15H179V17H180ZM189 15H190V14H189ZM204 15H203V16H204ZM247 15H248V14H247ZM1 16H2V15H1ZM3 16H2V17H3ZM54 16H55V15H54ZM74 16H75V15H74ZM79 16H80V15H79ZM94 16L92 15L93 18H94ZM97 16H98V15H96L95 17L97 18ZM107 16H108V15H107ZM114 16H115V14H114ZM132 16H133V13H132ZM132 16H131V14H130V17H131V18H132ZM152 16H154V15H152ZM170 16H171V14H170ZM173 16H174V14H173ZM181 16H182V15H181ZM190 16H191V15H190ZM4 17H5V16H4ZM6 17H7V16H6ZM6 17H5V18H6ZM26 17H28V16H26ZM70 17H71V16H70ZM103 17H104V16H103ZM137 17H139V16H137ZM141 17H143V16H141ZM158 17H159V16H158ZM188 17H189V16H188ZM188 17H187V18H188ZM191 17H192V16H191ZM204 17H206V16H204ZM8 18H9V15H8ZM11 18H12V17H11ZM22 18H23V16H22ZM55 18H57V17H55ZM66 18H69V16L66 17ZM112 18H113V17H112ZM112 18H110V19H112ZM114 18H115V17H114ZM127 18H128V16H127ZM154 18H155V17H154ZM156 18H157V17H156ZM159 18H160V17H159ZM200 18H202V17H200ZM212 18H213V17H212ZM23 19H24V18H23ZM28 19H29V18H28ZM51 19H53V18H51ZM59 19H62V18H60V16H59ZM84 19H85V17H84ZM102 19H103V18H102ZM107 19H108V18H107ZM110 19H109V20H110ZM137 19L139 20V18H137ZM170 19H171V18H170ZM172 19H173V18H172ZM175 19H176V18H175ZM179 19H180V18H179ZM191 19H192V18H191ZM203 19H204V18H202V20H203ZM261 19H263V18H261ZM10 20H12V19H10ZM16 20H17V19H16ZM19 20H20V19H19ZM25 20H26V19H25ZM55 20H57V19H55ZM62 20H63V19H62ZM62 20H61V21H62ZM65 20H66V19H65ZM76 20H77V18H76ZM95 20H96V19H95ZM95 20H94V21H95ZM97 20H98V19H97ZM97 20H96V21H97ZM100 20H101V18H100ZM109 20H108V21H109ZM125 20H126L125 22H127L128 19H125ZM140 20H141V19H140ZM143 20H144V19H143ZM154 20H155V19H154ZM158 20H159V19H158ZM199 20H200V19H199ZM210 20H211V16H210ZM249 20H250V19H249ZM22 21H23V20H22ZM29 21H30V20H29ZM61 21H60V22H61ZM102 21H103V20H102ZM105 21H106V19H105ZM108 21H107V24H108ZM110 21H111V20H110ZM112 21H113V19H112ZM112 21H111V22H112ZM123 21H124V20H123ZM131 21H132V19H131ZM181 21H182V20H181ZM183 21H184V20H183ZM187 21H188V20H187ZM189 21H191V20H189ZM200 21H201V20H200ZM200 21H199V23H200ZM206 21H208V20L206 19ZM9 22H10V21H9ZM11 22H12V21H11ZM26 22H27V21H26ZM50 22H51V21H50ZM62 22H63V21H62ZM76 22H77V21H76ZM76 22H75V23H76ZM113 22H115V21H113ZM113 22H112V23H113ZM116 22H117V21H116ZM128 22H129V20H128ZM137 22H138V21H137ZM156 22H158V21H156ZM204 22H205V21H204ZM208 22H209V21H208ZM208 22H205L204 24L206 25V23H208ZM211 22H212V21H211ZM3 23H4V22H3ZM5 23H6V22H5ZM15 23H16V22H15ZM15 23H14V24H15ZM22 23H24V21H23ZM35 23H36V22H35ZM35 23H34V24H35ZM100 23H101V22H100ZM132 23H133V22H132ZM140 23H141V21H140ZM143 23H144V21H143ZM174 23H175V22H174ZM176 23H179V22L176 21ZM189 23H190V22H189ZM261 23H262V22H261ZM16 24H18V23H16ZM26 24H27V23H26ZM26 24H25V25H26ZM58 24H59V23H57V25H58ZM60 24H62V23H60ZM76 24H77V23H76ZM78 24H79V23H78ZM95 24H97V23H95ZM95 24H94V25H95ZM98 24H99V23H98ZM103 24H104V26H105V22H104ZM113 24H114V23H113ZM137 24H138V23H137ZM144 24H145V23H144ZM167 24H168V23H167ZM170 24L172 25V23H170ZM170 24H169V25H170ZM190 24H191V23H190ZM190 24H189V25H190ZM209 24H210V23H209ZM2 25H3V24H2ZM21 25H22V24H21ZM48 25H49V24H48ZM48 25L45 26L46 29H44L45 27L43 26V27H44L43 29L46 30L47 36L49 35V33L47 32ZM53 25H54V24H53ZM57 25H55V26H57ZM63 25L65 26L66 24H63ZM73 25H75V24H73ZM110 25H112V24H110ZM155 25H156V24H155ZM165 25H166V24H165ZM177 25H178V24H177ZM182 25H183V24H182ZM185 25H186V24H185ZM185 25H184V26H179V28H180V27H181V29H182V27H185V28H186L187 26H185ZM187 25H188V24H187ZM198 25H199V24H196V26H198ZM4 26H5V24H4ZM64 26H63V27H64ZM71 26H72V25H71ZM71 26H70V27H71ZM76 26H77V25H76ZM112 26H113V25H112ZM173 26H175V25H173ZM173 26H172V28H174ZM206 26H208V25H206ZM209 26H210V25H209ZM1 27H2V26H1ZM23 27H25V26H23ZM26 27H27V26H26ZM32 27H33V26H32ZM39 27H40V26H39ZM63 27H62V28H63ZM106 27H108V30H109V24H108ZM116 27H117V26H116ZM136 27H137V26H136ZM139 27H140V26H139ZM189 27H190V26H189ZM210 27H211V26H210ZM210 27H209V28H210ZM3 28H4V27H3ZM3 28H1L2 31L5 30V29L3 30ZM17 28H18V27H17ZM37 28H38V24H37ZM49 28H50V27H49ZM53 28H54V31H55V29H57V28H55V27H53ZM73 28H74V27H73ZM81 28H82V26H81ZM110 28H111V27H110ZM113 28H114V27H113ZM168 28H169V26H168L166 29H168ZM198 28H199V27H198ZM198 28H196V29H198ZM243 28H244V27H243ZM13 29H14V28H13ZM41 29H42V28H41ZM64 29H65V28H64ZM79 29H80V28H79ZM89 29H90V28H89ZM183 29H184V28H183ZM186 29H187V28H186ZM188 29H189V28H188ZM193 29H194V28H193ZM199 29H200V28H199ZM52 30H53V29H52ZM62 30H63V29H62ZM90 30H91V29H90ZM93 30H94V29H92V31H93ZM110 30H111V29H110ZM138 30H140V29L138 28ZM156 30H157V29H156ZM170 30H172V29L170 28ZM177 30H179V29H177ZM177 30H175V32H176ZM189 30H190V29H189ZM189 30H188V31L185 30V31H186V36H187V32H189ZM6 31H7V30H6ZM37 31H38V30H37ZM39 31H40V30H39ZM39 31H38V32H39ZM50 31H51V30H50ZM82 31H83V30H82ZM88 31H89V30H88ZM88 31H87V32H88ZM117 31H119V30H117ZM135 31H136V30H135ZM143 31H144V30H143ZM145 31H146V28H145ZM154 31H155V30H154ZM158 31H159V30H158ZM158 31H156V32H158ZM160 31H161V30H160ZM185 31H183V32H185ZM193 31H194V30H193ZM26 32H27V31H26ZM38 32H37V33H38ZM40 32H41V31H40ZM40 32H39V33H40ZM44 32H45V31H44ZM51 32H53V31H51ZM73 32H74V33H75V32L77 33V29H76V31H74V29H73ZM80 32H81V31H80ZM87 32H85L86 35H87ZM112 32H113V31H112ZM161 32H163V30H162ZM172 32H174V30H173ZM175 32H174V33H175ZM178 32H179V31H178ZM181 32H182V30H181ZM183 32H182V33H183ZM200 32H201V31H200ZM247 32H248V31H247ZM1 33H2V32H1ZM4 33L7 34L8 32H4ZM29 33H30V32H29ZM46 33H45V34H46ZM53 33H54V32H53ZM57 33H58V31H57ZM61 33H62V32H61ZM61 33H60V34H61ZM70 33H71V32H70ZM76 33H75V34H76ZM85 33H84V34H85ZM92 33H93V32H92ZM119 33H120V32H119ZM164 33H165V32H164ZM164 33H163V34H164ZM174 33H173V34H174ZM31 34H32V31H31V33H30V36H31ZM75 34H74V35H75ZM77 34H78V33H77ZM77 34H76V35H77ZM81 34H83V33L81 32ZM90 34H91V33H90ZM103 34H105V33H103ZM103 34H102V36H103ZM113 34H114V33H113ZM154 34H155V33H154ZM167 34H168V33H167ZM184 34H185V33H184ZM192 34H193V33H192ZM199 34H200V33H199ZM238 34H239V33H238ZM8 35H9V34H8ZM8 35H7V36H8ZM35 35H36V34H35ZM35 35H34V36H35ZM39 35H40V34H39ZM51 35H52V34H51ZM62 35H63V34H62ZM64 35H65V33H64ZM95 35H96V34H95ZM136 35H137V34H136ZM157 35H158V34H157ZM160 35H161V33H160ZM170 35H171V36H169L170 38L173 37V35L171 34V32H170ZM175 35H176V34H175ZM178 35H179V34H178ZM180 35H181V33H180ZM257 35H258V34H257ZM32 36H33V35H32ZM36 36H37V35H36ZM36 36H35V37H36ZM47 36H46V37H47ZM82 36H83V35H82ZM89 36H90V35H88V37H89ZM104 36H106V35H104ZM133 36H134V35H133ZM138 36H140V34H139ZM144 36H145V34H144ZM154 36H155V35H154ZM186 36H185V37H186ZM246 36H247V35H246ZM0 37H2V36H0ZM24 37H25V36H24ZM24 37H23V38H24ZM26 37H27V36H26ZM42 37H43V35H42ZM50 37H51V36H50ZM57 37H59V36H57ZM62 37H63V36H62ZM62 37H61V36L59 37V38H61L60 41L63 39ZM72 37L74 38L73 35H72ZM78 37H79V36H78ZM88 37L86 38L87 40L89 39ZM91 37H93V36H91ZM97 37H98V36H97ZM116 37H117V36H116ZM116 37H115V38H116ZM141 37H142V36H141ZM146 37H147V36H146ZM157 37H161V36H157ZM157 37H156V39H159V38H157ZM163 37H164V35H163ZM236 37H237V36H236ZM7 38H8V37H7ZM21 38H22V35H21ZM37 38H38V37H37ZM48 38H49V36H48ZM66 38H67V37H66ZM70 38H71V37H70ZM81 38H82V37H81ZM95 38H96V37H95ZM107 38H108V37H107ZM115 38L112 39V40H115ZM118 38H119V37H118ZM130 38H131V37H130ZM152 38H154V37H152ZM152 38H151V39H152ZM164 38H165V37H164ZM164 38H163V39H164ZM183 38H184V36H183ZM209 38H210V37H209ZM263 38H264V37H263ZM263 38H262V39H263ZM0 39H2V38H0ZM25 39H26V38H25ZM32 39H33V37H32ZM42 39H43V38H42ZM44 39H45V38H44ZM55 39H57V38H55ZM64 39H65V37H64ZM75 39H76V38H75ZM84 39H85V38H84ZM97 39H99V38H97ZM101 39H102V38H101ZM110 39H111V38H110ZM131 39H132V38H131ZM133 39H134V38H133ZM154 39H155V38H154ZM156 39H155V40H156ZM171 39H173V38H171ZM3 40H4V39H3ZM3 40H2V41H3ZM106 40H107V39H106ZM108 40H109V39H108ZM112 40H111V41H112ZM135 40H136V39H135ZM135 40H134V42H136ZM137 40H139V39H137ZM167 40H169V39H167ZM182 40H183V39H182ZM200 40H201V39H200ZM260 40H261V39H260ZM20 41H21V40H20ZM23 41H24V40H23ZM23 41H22V42H23ZM33 41H34V40H33ZM39 41H40V40H39ZM49 41H50V42H49ZM49 41H48V42H49L48 44L51 43L50 38H49ZM63 41H64V40H63ZM66 41H67V40H66ZM73 41H74V40H73ZM79 41H80V40H79ZM81 41H82V40H81ZM81 41H80V43H81ZM89 41H91V40H89ZM92 41H94V40H92ZM95 41H96V39H95ZM127 41H129V40H127ZM142 41H143V40H142ZM158 41H160V40H158ZM164 41H165V40H164ZM169 41H170V40H169ZM169 41H167V42H169ZM171 41H173V40H171ZM174 41H175V40H174ZM184 41H185V40H183L182 42L180 41V42L183 43ZM30 42H31V41H30ZM40 42H41V41H40ZM40 42H39V43H40ZM43 42H44V41H43ZM77 42H78V39H77ZM104 42H105V41H104ZM123 42H124V40H123ZM129 42H130V41H129ZM134 42L131 41L130 43H134ZM137 42H138V41H137ZM229 42H230V41H229ZM262 42H263V40H262ZM33 43H34V42H33ZM36 43H38V42H36ZM46 43H47V42H46ZM57 43H58V39H57ZM74 43H75V42H74ZM80 43H79V44H80ZM82 43H84V42L82 41ZM89 43H90V42H89ZM100 43H101V42H99V44H100ZM108 43H110V42H108ZM115 43H116V42H115ZM141 43H142V42H140V44H141ZM146 43H147V42H146ZM146 43H145V44H146ZM156 43H157V42H156ZM159 43H160V42H159ZM165 43H166V42H165ZM181 43H179V44H181ZM1 44H3V43H1ZM1 44H0V45H1ZM5 44H6V43L4 42V45H5ZM21 44H22V43H21ZM31 44H32V43H31ZM52 44L55 45V43H52ZM84 44H85V43H84ZM96 44H98V43H96ZM105 44H106V43H105ZM113 44H114V43H113ZM125 44H126V43H125ZM127 44H128V43H127ZM135 44H137V43H134L133 45L135 46ZM138 44H139V43H138ZM143 44H144V43H143ZM169 44H170V46H172V45H171L172 43H169ZM176 44H177V43H176ZM213 44H214V43H213ZM228 44H229V43H228ZM263 44H264V42H263ZM4 45H3V46H4ZM6 45H7V44H6ZM23 45H24V42H23ZM37 45H38V44H37ZM40 45H41V44H40ZM57 45H58V44H57ZM133 45H132V46H133ZM154 45H155V48H156V44H155V43H154ZM154 45H153V48H154ZM159 45H160V44H159ZM166 45L168 46L167 43H166ZM166 45H165V46H166ZM181 45H182V44H181ZM194 45H195V44H194ZM15 46H16V44H15ZM20 46H21V45H20ZM50 46H51V45H50ZM72 46H73V45H72ZM81 46H82V45H81ZM84 46H85V45H84ZM84 46H83V47H84ZM86 46H87V44H86ZM96 46H97V45H96ZM107 46H108V44H107ZM142 46H144V45H141V48L143 49ZM160 46H163V45L161 44ZM160 46H157V47H160ZM176 46H177V45H176ZM260 46H261V45H260ZM8 47L10 48L9 45H8ZM25 47H26L27 49H26L25 51H23V49H25ZM25 47H24L23 49H21L22 52H23V53H21V54L24 55L23 58H22L21 60H17V62L20 63V67H21L19 71H12V70L10 69V65H11V64L9 63V60H8V62H5V60L8 58V55L6 56L7 58L5 57L6 59L4 58L5 60L3 59V61H2V60L0 61V79H4V80H7V79H11V80H12V78H14V80H16L15 78H17V79H21V80H22V83H20V81H19V83L21 84V87L19 88L18 93L21 94L22 96L24 95V96L29 97V98H31L32 100H34V102L37 104L36 107H38V105H40V106H42L43 104L46 105L47 100H48L47 97L50 95V94H48V93L50 92L49 90H48L49 92L47 93V95H48L47 97H46V94L43 93V91H42V85H43V83H48V82H49L50 84H52L53 87H60V88L62 89V92H64V94H65L66 91H67V87H68L69 81L72 80V74H71V71H72V70H70V68L67 67V68L65 69V71L62 72L63 75H62V76L60 75L61 77H60L58 80L55 79V78H54V79H55V80H54V79H53V76H52L53 74H51V70H53V69H50V67H49V65H48V64L50 63V61H49V63L47 64V60L44 61V60H42L41 58H40L41 60H39L37 53H35V52L33 51V49H31V48L29 47V45L26 44V42H25ZM61 47H62V46H61ZM67 47H68V46H67ZM67 47H66V48H67ZM79 47H80V46H79ZM79 47H77V48H79ZM83 47L81 48L82 52H83ZM90 47H91V46H90ZM130 47H131V46H130ZM137 47H138V46H137ZM137 47L135 46L134 48L138 49ZM146 47H147V44H146ZM173 47H174V46H173ZM173 47H172V48H173ZM178 47H179V46H178ZM183 47H185V46H183ZM226 47H227V46H226ZM254 47H255V46H254ZM6 48H7V46H6ZM6 48H5V49H6ZM15 48H16V47H15ZM43 48H44V46H43ZM43 48H41V49H43ZM46 48H47V47H46ZM46 48H45V52H44V53H46V51H48V50H46ZM59 48H60V47H59ZM85 48H86V47H85ZM121 48H122V47H121ZM128 48H129V46H128ZM134 48H133V49H134ZM139 48H140V47H139ZM149 48H150V47H149ZM155 48H154V50H156ZM161 48H162V47H161ZM164 48H165V47H164ZM170 48H171V47H170ZM172 48H171V49H172ZM221 48H222V47H221ZM262 48H263V47H262ZM36 49H37V48H36ZM38 49H39V47H38ZM63 49H65V48H63ZM73 49H74V47H73ZM106 49H107V47H106ZM106 49H105V52L108 53V52L106 51ZM108 49L110 50V48H108ZM108 49H107V50H108ZM125 49H127V48H125ZM157 49L159 50L160 48H157ZM171 49H170V50H171ZM231 49H232V48H231ZM9 50H10V49H9ZM14 50H15V49H14ZM61 50H62V48H61ZM65 50H66V49H65ZM78 50H79V49H78ZM89 50H90V49H89ZM89 50H88V51H89ZM102 50H103V49H102ZM116 50H117V49H116ZM130 50H131V49H130ZM138 50H139V49H138ZM145 50H147V49H145ZM161 50H162V49H161ZM161 50H160V51H161ZM166 50H168V48H167ZM166 50H165V51L163 50L164 54H165ZM175 50H176V49H174V51H175ZM184 50H185V49H184ZM242 50H243V49H242ZM246 50H247V49H246ZM250 50H251V49H250ZM6 51H7V50H6ZM16 51H18V50H16ZM58 51H59V50H58ZM62 51H63V50H62ZM72 51H73V50H72ZM76 51H77V50H76ZM112 51H113V50H112ZM114 51H115V50H114ZM131 51H132V50H131ZM134 51H135V50H134ZM134 51H133V52H134ZM160 51H159V52H160ZM172 51H173V49H172ZM182 51H183V50H182ZM252 51H253V50H252ZM1 52H2V51H1ZM7 52H9V51H7ZM19 52H20V51H19ZM42 52H43V50H42ZM59 52H60V51H59ZM73 52H75V50H74ZM77 52H78V51H77ZM79 52H81V51H79ZM86 52H87V50H86ZM86 52H85V53H86ZM119 52H120V51H119ZM119 52H118V53H119ZM121 52H123V51H121ZM121 52H120V53H121ZM126 52H128V51H126ZM133 52H132V53H133ZM136 52H137V51H135V53H136ZM147 52H148V50H147ZM149 52H150V51H149ZM155 52H157V51H155ZM155 52H154V53H155ZM159 52H158V54H159ZM168 52H169V51H168ZM168 52H167V53H168ZM177 52H179V50H178ZM183 52H184V51H183ZM257 52H258V51H257ZM11 53H12V49H11ZM14 53H15V51H14ZM39 53H40V52H39ZM47 53H48V52H47ZM57 53H58V52H57ZM61 53H62V52H61ZM69 53H70V52H69ZM93 53H94V52H93ZM106 53H104V54H106ZM112 53H113V52H112ZM116 53H117V52H116ZM129 53H130V52H129ZM135 53H133V54H135ZM143 53H144V51H143ZM174 53H175V52H174ZM198 53H199V52H198ZM263 53H264V52H263ZM4 54H5V53H4ZM21 54H20V56H22ZM51 54H52V53H51ZM51 54H50V55H51ZM70 54H71V53H70ZM72 54H73V53H72ZM86 54H88V53H86ZM123 54H124V53H123ZM123 54H122V55H123ZM141 54H142V52L139 53V55H141ZM147 54H149V53H147ZM155 54H156V53H155ZM155 54H154V56H155V58H156L157 55H155ZM160 54H161V53H160ZM171 54H172V52H171ZM185 54H186V51H185ZM11 55H13V54H11ZM15 55H16V54H15ZM46 55H47V54H46ZM88 55H90V54H88ZM130 55H131V54H130ZM145 55H146V54H145ZM176 55H177V54L175 53V56H176ZM179 55H180V54H179ZM198 55H200V53H199ZM206 55H207V53H206ZM0 56H2V55H0ZM42 56H43V54H42ZM61 56H62V55H61ZM69 56H70V55H69ZM79 56H80V55H78V57H79ZM90 56H91V55H90ZM90 56H88V57H90ZM114 56H115V55H114ZM119 56H120V55H118V57H116V59L119 58ZM127 56H129V55H127ZM127 56H126V57H127ZM152 56H153V52H152ZM165 56H166V55H165ZM167 56H168V55H167ZM172 56H173V55H172ZM208 56H209V55H208ZM17 57H19V55H17ZM39 57H40V56H39ZM48 57H49V56H48ZM72 57H73V56H72ZM84 57H85V55H84ZM129 57H131V56H129ZM137 57H139V56H137ZM160 57H163V56L161 55ZM191 57H192V56H191ZM198 57H199V56H197V59H198ZM80 58H82V56H81ZM111 58H112V57H111ZM113 58H114V57H113ZM123 58H124V55H123ZM145 58H146V57H145ZM145 58H144V59H145ZM147 58H148V57H147ZM155 58H153V59H155ZM158 58H159V55H158ZM173 58L175 59V57H173ZM203 58H205V57H203ZM260 58H261V57H260ZM44 59H45V58H44ZM46 59H47V58H46ZM51 59H52V58H51ZM53 59H54V58H53ZM65 59H67V57H66ZM71 59H72V58H71ZM83 59H84V58H83ZM107 59H108V58H107ZM124 59H125V58H124ZM156 59H157V58H156ZM156 59H155V61H156ZM166 59H167V58H165V60H166ZM171 59H172V58H171ZM48 60H49V59H48ZM69 60H70V59H69ZM84 60H86V59H84ZM89 60H90V58H89ZM112 60H113V59H112ZM114 60H115V58H114ZM134 60H135V58H134ZM167 60H168V59H167ZM176 60H177V59H176ZM6 61H7V60H6ZM12 61H14V60H12ZM75 61H76V60H75ZM80 61H81V59H80ZM80 61H79V62H80ZM91 61H92V60H91ZM91 61H90V63H91ZM124 61H125V60H124ZM138 61H139V60H138ZM172 61H173V59H172ZM178 61H179V60H178ZM261 61H263V60L261 59ZM10 62H11V61H10ZM66 62H67V61H66ZM83 62H84V61L82 60L81 63H83ZM119 62H120V61H119ZM121 62H122V61H121ZM152 62H153V61H152ZM158 62H159V61H158ZM158 62H157V63H158ZM167 62H168V61H166V63H167ZM174 62H175V61H174ZM217 62H218V61H217ZM8 63H9V64H8ZM51 63H53V62H51ZM73 63H75V62H73ZM97 63H98V62H97ZM111 63H112V62H111ZM144 63H145V61H144ZM170 63H171V62H170ZM257 63H258V62H257ZM262 63H264V62H262ZM12 64H13V63H12ZM54 64H55V63H54ZM70 64H71V63H70ZM123 64H124V63H123ZM155 64H156V63H155ZM159 64H160V62H159ZM179 64H180V62H179ZM184 64H185V63H184ZM213 64H214V63H213ZM258 64H259V63H258ZM16 65H18V64L16 63ZM60 65H61V64H60ZM79 65H80V64H79ZM83 65H84V63H83ZM83 65L81 64L80 68L86 66V65H84V66H83ZM90 65H92V64H90ZM90 65H88V66H89V69H88V70L91 69ZM95 65H96V64H95ZM121 65H122V64H121ZM121 65H120V66H121ZM156 65H157V64H156ZM172 65H173V63H172ZM217 65H218V64H217ZM12 66H13V65H12ZM66 66H67V64H66ZM71 66H73V65H71ZM123 66H124V65H123ZM131 66H132V65H131ZM137 66H138V65H137ZM143 66H144V64H143ZM143 66H141V67H143ZM159 66H160V65H159ZM179 66H180V65H179ZM201 66H202V65H201ZM248 66H249V65H248ZM255 66H256V65H255ZM98 67H100V66H98ZM117 67H118V66H117ZM141 67H139V68H141ZM155 67H156V66H155ZM172 67H173V66H172ZM251 67H252V66H251ZM256 67H257V66H256ZM17 68H18V67H16V69H17ZM39 68H40V71H39ZM53 68H58V67H55V66H54ZM95 68H96V66H95ZM100 68H101V67H100ZM156 68H157V67H156ZM156 68H155L154 70H156ZM174 68H176V67L174 66ZM178 68H179V67H178ZM183 68H185V67H183ZM196 68H197V67H196ZM219 68H220V67H219ZM249 68H250V67H249ZM12 69H13V68H12ZM58 69H60V67H59ZM74 69H75V68H74ZM110 69H113V68H110ZM172 69H173V68H172ZM172 69H171V70H172ZM251 69H252V68H251ZM17 70H18V69H17ZM55 70H57V69H55ZM83 70H85V69H83ZM83 70H82V74L84 73ZM100 70H101V69H100ZM115 70H116V69H115ZM152 70H153V69H152ZM159 70H160V68H159ZM169 70H170V69H169ZM169 70H168V72H169ZM185 70H186V68L184 69V71H185ZM197 70H198V69H197ZM92 71H93V70H92ZM107 71H108V70H107ZM107 71H106V72H107ZM116 71H117V70H116ZM118 71H119V70H118ZM142 71H143V68L141 69V72H142ZM178 71H179V70H178ZM55 72H57V71H55ZM55 72H54V73H55ZM59 72H60V70H59ZM59 72H58V73H59ZM76 72H77V71H76ZM90 72H91V71H90ZM90 72H88V73L90 74ZM103 72H104V70H103ZM109 72H110V71H109ZM113 72H114V71H113ZM152 72H153V71H152ZM157 72H160V71H157ZM157 72H156V73H157ZM165 72H166V71H165ZM165 72H164V73H165ZM168 72H167V73H168ZM173 72H174V71H173ZM175 72H176V73H175ZM175 72H174V73H175L176 75H178L177 71H175ZM218 72H219V71H218ZM60 73H61V72H60ZM93 73H94V72H93ZM110 73H111V72H110ZM110 73H109V75L112 74V73H111V74H110ZM137 73H138V72H137ZM181 73H182V72H181ZM196 73H197V72H196ZM249 73H250V72H249ZM254 73H255V72H254ZM256 73H259V72H256ZM89 74H87V77H89V76H88ZM95 74H96V73H95ZM95 74H94V76H95ZM104 74H105V73H104ZM116 74H118V73L116 72ZM116 74H115L114 76H116ZM119 74H120V73H119ZM119 74H118V76H119ZM140 74H142V73H140ZM171 74H172V73H171ZM175 74H174V75H175ZM182 74H183V73H182ZM187 74H188V72L186 71V75H187ZM198 74H199V73H198ZM251 74L254 75L253 72H252ZM75 75H76V74H75ZM154 75H155V73H154ZM154 75H153V77H154ZM161 75H162V73H161ZM166 75H167V74H165V76H166ZM217 75H218V74H217ZM252 75H251V76H252ZM256 75H257V74H256ZM259 75H260V74H259ZM262 75H263V74H262ZM57 76H58V75H57ZM76 76H78V75H76ZM79 76H80V75H79ZM82 76H83V75H82ZM111 76H113V75H111ZM120 76H121V75H120ZM124 76H125V75H124ZM142 76H143V75H142ZM163 76H164V75H163ZM169 76H170V75H169ZM254 76H255V75H254ZM260 76H261V75H260ZM84 77H85V79L87 78L86 76H84ZM100 77H101V76H100ZM106 77H107L106 79L109 80V79H108V76H106ZM158 77H159V75H158ZM158 77H157V78H158ZM181 77H182V76H181ZM255 77H256V76H255ZM255 77H254V78H255ZM76 78L78 79V77H76ZM119 78H120V77H119ZM121 78H123V77H121ZM134 78H135V77H134ZM160 78H161V77H160ZM160 78H159V79H160ZM169 78H170V77H169ZM179 78H180V76H179ZM200 78H201V77H200ZM209 78H210V77H209ZM218 78H219V75H218ZM257 78L259 79L258 75H257ZM82 79H83V78H82ZM112 79H113V78H112ZM115 79H116V78H115ZM143 79H144V78H143ZM143 79H142V81H143ZM153 79H154V78H153ZM173 79H174V78H173ZM177 79H178V77H177ZM78 80H79V79H78ZM136 80H137V79H136ZM136 80H135V81H136ZM178 80H179V79H178ZM178 80H175L174 82H176V81H178ZM254 80L256 81L257 79H254ZM7 81H8V80H7ZM112 81H113V80H112ZM115 81H116V80H115ZM122 81H123V80H122ZM124 81H125V79H124ZM126 81H127V80H126ZM129 81H130V80H129ZM148 81H149V80H148ZM154 81H155V80H154ZM156 81H157V80H156ZM161 81H162V78H161ZM168 81H169V80H168ZM181 81H182V80H181ZM186 81H187V79H186ZM217 81H218V80H217ZM219 81H221V80H219ZM250 81H251V79H250ZM252 81H253V80H252ZM258 81H259V80H258ZM261 81H262V79H261ZM77 82H78V81H77ZM81 82H82V80L80 81V83H81ZM84 82H85V81H84ZM120 82H121V81L119 80V83H120ZM166 82H167V81H166ZM209 82H210V80H209ZM259 82H260V81H259ZM263 82H264V81H263ZM0 83H1V82H0ZM2 83L4 84L5 81H2ZM75 83H76V81H75ZM75 83H74V84H75ZM85 83H86V82H85ZM94 83H97V82H94ZM126 83H127V82H126ZM126 83H125V84H126ZM137 83H138V82H137ZM190 83H191V82H190ZM250 83H251V82H249V85H250ZM257 83H258V82H257ZM82 84H83V83H82ZM90 84H91V83H90ZM90 84H89V85H90ZM135 84H136V83H135ZM151 84H152V83H151ZM159 84H161V83H159ZM166 84H167V83H166ZM194 84H195V83H193V85L191 86V88L194 86ZM253 84H256V83H253ZM260 84H262V83H260ZM45 85H46V84H45ZM77 85H79V83H77ZM77 85H76V87H77ZM84 85H85V84H84ZM87 85H88V84H87ZM92 85H93V84H92ZM142 85H143V84H142ZM142 85H141V86H142ZM144 85H145V84H144ZM155 85H158V83L155 84ZM171 85H172V84H171ZM256 85H259V83L256 84ZM16 86H17V85H16ZM19 86H20V85H19ZM43 86H44V85H43ZM47 86H48V85H47ZM85 86H86V85H85ZM90 86H91V85H90ZM95 86H96V85H95ZM106 86H107V85H106ZM108 86H109V88H112V87H110V85H108ZM126 86H127V85H126ZM126 86H125V87H126ZM130 86H131V84H130ZM135 86H136V85H135ZM164 86H165V85H164ZM172 86H173V85H172ZM184 86H185V85H184ZM195 86H196V85H195ZM220 86H221V85H220ZM48 87H49V86H48ZM86 87H87V86H86ZM102 87H103V86H102ZM143 87H144V86H143ZM143 87H142V88H143ZM157 87H158V86H157ZM160 87H161V86H160ZM162 87H163V86H162ZM167 87H169V86H167ZM10 88H11V87H10ZM17 88H18V87H17ZM70 88H71V87H70ZM91 88H92V87H91ZM93 88L95 89V87H93ZM96 88H97V87H96ZM121 88H122V87H121ZM121 88H120V89H121ZM127 88H129V87H127ZM127 88H126V89L123 88V89H124V90H127ZM130 88H132V87H130ZM135 88H137V87H135ZM176 88H177V87H176ZM257 88H258V86H257ZM263 88H264V87H263ZM1 89H2V87H1ZM12 89H13V88H12ZM50 89H51V88H50ZM71 89H72V88H71ZM84 89H85V88H84ZM87 89H88V88H87ZM97 89H98V88H97ZM143 89H144V88H143ZM155 89H156V88H155ZM155 89H154V90H155ZM169 89H170V88H169ZM177 89H178V88H177ZM195 89H197V88L195 87ZM252 89H255V88H252ZM258 89H259V88H258ZM258 89H256V90H258ZM2 90H3V89H2ZM4 90H5V89H4ZM52 90H53V89H52ZM99 90H100V89H99ZM108 90H109V89H108ZM110 90H111V89H110ZM110 90H109V91H110ZM154 90H153V91H154ZM162 90H163V89H162ZM165 90H166V89H165ZM178 90H179V89H178ZM182 90H183V89H182ZM12 91H13V90H12ZM14 91H15V90H14ZM14 91H13V92H14ZM53 91H54V90H53ZM53 91H52V92H53ZM55 91H57V90H55ZM68 91H69V88H68ZM68 91H67V92H68ZM72 91H73V89H72ZM79 91H80V90H79ZM81 91H84V90H81ZM87 91L89 92V90H87ZM96 91H97V90H96ZM102 91H103V89H102ZM171 91H172V89L170 90V92H171ZM173 91H174V90H173ZM193 91H194V90H193ZM254 91H255V90H254ZM10 92H11V91H10ZM15 92H17V89H16ZM70 92H71V91H70ZM74 92H76V91H74ZM84 92H85V91H84ZM106 92H107V91H106ZM124 92H125V91H124ZM133 92H134V91H133ZM136 92H137V91H136ZM164 92L166 93V91H164ZM191 92H192V91H191ZM191 92H190V93H191ZM247 92H249V91H247ZM251 92H253V91H251ZM260 92H263V91H260ZM6 93H7V92H6ZM18 93H16V94H18ZM68 93H69V92H68ZM86 93H87V92H86ZM111 93H112V92H111ZM111 93H110V94H111ZM126 93L128 94L129 92L127 91ZM140 93H141V92H140ZM140 93H137L136 95H138V94H140ZM146 93H150V92H146ZM152 93H153V92H152ZM181 93L183 94V91H182ZM190 93H189V94H190ZM195 93H196V92H195ZM197 93H198V92H197ZM256 93H257V91H256ZM256 93H255V94H256ZM13 94H15V93H13ZM13 94H12V92H11V95H13ZM57 94H58V93H57ZM72 94H73V93H72ZM72 94H70V95L72 96ZM83 94H84V93H83ZM83 94H82V95H83ZM99 94H100V93H99ZM120 94H121V93H119V95H120ZM122 94H123V93H122ZM157 94H158V93H157ZM162 94H163V93H162ZM177 94H178V93H177ZM191 94H192V93H191ZM250 94H251V93H250ZM258 94H259V92H258ZM60 95H61V93H60ZM60 95H59V96H60ZM62 95H63V94H62ZM62 95H61V96H62ZM70 95H69V96H70ZM78 95H79V94H78ZM108 95H109V94H108ZM112 95H113V94H112ZM115 95H116V94H115ZM123 95H125V94H123ZM128 95H129V94H128ZM136 95H135V96H136ZM141 95H143V92L141 93ZM155 95H156V94H155ZM155 95H154V96H155ZM166 95H167V94H166ZM168 95H169V94H168ZM172 95H173V94H172ZM192 95H193V94H192ZM260 95H262V93H261ZM59 96H58V97H59ZM64 96H65V98H67V97H66V94H65ZM74 96H75V95H74ZM162 96H163V95H162ZM162 96H161V97H162ZM170 96H171V95H170ZM174 96H175V95H174ZM182 96H183V95H182ZM197 96H198V95H197ZM247 96H248V95H247ZM247 96H246V97H247ZM253 96H254V95H253ZM4 97H6V96H4ZM58 97H57V99H58ZM88 97H89V96H88ZM88 97H87L86 99H88ZM105 97H106V96H105ZM107 97H108V96H107ZM126 97H127V96H126ZM131 97H132V95H131ZM145 97H146V96H145ZM168 97H169V96H168ZM175 97H177V96H175ZM179 97H180V95H179ZM188 97H189V96H188ZM258 97H261V96H258ZM258 97H257V98H258ZM62 98H63V96H62ZM76 98L79 99V97H76ZM101 98H102V96H101ZM116 98H117V97H116ZM118 98H119V97H118ZM118 98H117V99H118ZM128 98H129V96H128ZM142 98H144V97L142 96ZM147 98H148V97H147ZM155 98H157V95H156ZM164 98H165V97H164ZM170 98H171V97H170ZM198 98H199V97H198ZM257 98H256V99H257ZM263 98H264V97H263ZM20 99H21V98H20ZM27 99H28V98H27ZM69 99H71V98L69 97ZM96 99H97V98H96ZM99 99H100V98H98L97 101H98ZM114 99H115V98H114ZM122 99H123V98H122ZM136 99H137V98H136ZM173 99H175V98H173ZM176 99H177V98H176ZM181 99H183V98H181ZM247 99H248V98H247ZM254 99H255V98H254ZM0 100H1V99H0ZM10 100H11V99H10ZM32 100H31V101H32ZM58 100H59V99H58ZM76 100H77V99H76ZM76 100H75V101H76ZM92 100H93V99H92ZM102 100H103V98H102ZM102 100H99V101L102 102ZM111 100H112V99H111ZM125 100H126V99H125ZM139 100H140V99H139ZM145 100H146V99H145ZM145 100H144V101H145ZM147 100H148V99H147ZM147 100H146V101H147ZM163 100H164V99H163ZM177 100H178V99H177ZM187 100H188V98H187ZM190 100H191V99H190ZM194 100H195V99H194ZM257 100H258V99H257ZM257 100H256V101H257ZM262 100H263V99H262ZM1 101H2V100H1ZM114 101H115V100H114ZM128 101H129V100H128ZM132 101H133V100H132ZM142 101H143V99H142ZM146 101H145V102H146ZM149 101H150V100H149ZM169 101H170V100H169ZM259 101H260V100H259ZM59 102H60V101H59ZM80 102H81V101H80ZM84 102H85V101H84ZM95 102H96V101H94V103H95ZM124 102H125V101H124ZM130 102H131V101H130ZM140 102H141V101H140ZM154 102H155V101H154ZM195 102H196V101H195ZM1 103H2V102H1ZM30 103H31V102H30ZM35 103H34V104H35ZM57 103H58V102H57ZM73 103H74V102H73ZM78 103H79V102H77L76 104H78ZM98 103H100V102H98ZM102 103H103V102H102ZM102 103H101V104H102ZM126 103H127V102H126ZM134 103H135V100H134ZM149 103H150V102H149ZM151 103H152V102H151ZM170 103H171V102H170ZM176 103H177V102H176ZM254 103H256V102H253V104H254ZM8 104H9V103H8ZM24 104H25V103H24ZM50 104H51V103H50ZM54 104H55V103H54ZM66 104H67V103H66ZM74 104H75V103H74ZM79 104L81 105V103H79ZM79 104H78V105H79ZM90 104H92V103H90ZM90 104H89V106H90ZM96 104H97V103H96ZM103 104H104V103H103ZM120 104H121V103H120ZM123 104H124V103H123ZM127 104H128V103H127ZM144 104H146V103H144ZM144 104H143V105H144ZM154 104H155V103H154ZM159 104H160V103H159ZM173 104H174V103H173ZM256 104H257V103H256ZM256 104H255V105H256ZM13 105H15V104H13ZM57 105H58V107H57L58 109L61 108V105H60V104H55V106H57ZM71 105H72V104H71ZM97 105H98V104H97ZM108 105H110V104H108ZM128 105H129V104H128ZM128 105H127V109H128ZM146 105H147V104H146ZM148 105H150V104H148ZM148 105H147V107L149 108ZM181 105L183 106L182 101H181ZM250 105H252L251 102H250ZM255 105H254V109L257 108V107L255 108ZM261 105H262V104H261ZM261 105L258 104V106H261ZM3 106H4V104H3ZM29 106H30V105H29ZM29 106L27 105V107H29ZM47 106H48V105H47ZM55 106H54V107H55ZM59 106H60V107H59ZM112 106H113V105H112ZM122 106H124V105H122ZM131 106H132V105H131ZM133 106H134V105H133ZM163 106H165V105H163ZM163 106H162V107H163ZM169 106H170V105H169ZM172 106H173V105H172ZM172 106H171V107H172ZM179 106H180V105H179ZM182 106H181V107H182ZM263 106H264V105H263ZM0 107H1V106H0ZM7 107L9 108V105H8ZM11 107H12V106H10V108H11ZM25 107H26V105H25ZM52 107H53V106H52ZM71 107H72V106H71ZM77 107H78V106H77ZM82 107H83V106H82ZM98 107H99V106H98ZM125 107H126V106H125ZM125 107H124V108H125ZM4 108H5V107H4ZM46 108H47V107H46ZM49 108H50V107H49ZM66 108H67V107H66ZM73 108H74V107H73ZM79 108H81V107H79ZM96 108H97V106H96ZM109 108H110V107H109ZM129 108H130V107H129ZM133 108H134V107H133ZM140 108H141V107H140ZM150 108L152 109L151 106H150ZM166 108H167V107H166ZM251 108L253 109V106H252ZM258 108H259V107H258ZM261 108H262V107H261ZM6 109H7V108H6ZM11 109H12V108H11ZM24 109H25V108H24ZM38 109H39V108H38ZM38 109H36V111H37ZM51 109H52V108H50V110H47V111H50V112H51ZM91 109H92V107H91ZM91 109H90V111H91ZM94 109H95V108H94ZM136 109H137V108H136ZM172 109H173V107H172ZM254 109H253V110H254ZM263 109H264V108H263ZM7 110H8V109H7ZM18 110H19V109H18ZM96 110H100V109H96ZM105 110H107V109H105ZM200 110H201V109H200ZM205 110H206V109H205ZM250 110H251V109H250ZM253 110H252V111H253ZM53 111H54V109H53ZM53 111H52V112H53ZM55 111L58 112L57 109H55ZM107 111H108V110H107ZM107 111H106V112H107ZM124 111H126V109H125ZM135 111H136V110H135ZM135 111H134V114L136 113ZM137 111H138V110H137ZM146 111H147V110H146ZM152 111H153V110H152ZM173 111H174V110H173ZM255 111L258 112L257 110H255ZM262 111H263V110H262ZM0 112H2V111H0ZM59 112H60V111H59ZM65 112H66V111H65ZM87 112H88V111H87ZM87 112H86V113H87ZM92 112H93V111H92ZM92 112H91V113L89 112V114H91V115L93 116ZM97 112H98V111H97ZM111 112H113V111H111V109H110V115H109V116L112 118L113 115L111 116V114H113V113H111ZM114 112H115V111H114ZM122 112H123V107H122ZM128 112H129V110H128ZM140 112H141V111H140ZM143 112H144V111H143ZM143 112H142V113H143ZM165 112H166V111H165ZM66 113H67V112H66ZM81 113H82V112H81ZM93 113H94V112H93ZM118 113H119V112H118ZM142 113H141V114H142ZM186 113H187V111H186ZM206 113H207V112H206ZM253 113H255V112L253 111ZM261 113H263V112H261ZM0 114H1V113H0ZM10 114H11V113H10ZM45 114H46V113H45ZM50 114H51V113H50ZM77 114H78V113H77ZM89 114H88V115H89ZM95 114H97V113H95ZM98 114H99V116H100V113H98ZM121 114H122V113H121ZM123 114H125V113L123 112ZM123 114H122V115H123ZM145 114H146V113H145ZM196 114H197V113H196ZM259 114H260V112H259ZM57 115H58V113H57ZM75 115H76V114H75ZM81 115H82V114H81ZM136 115H137V114H136ZM147 115H148V114H147ZM147 115H146V116H147ZM256 115H257V114H256ZM260 115H262V114H260ZM39 116H40V115H39ZM63 116H64V113H63ZM82 116H83V115H82ZM97 116H98V115H97ZM97 116H96V117H97ZM99 116H98V117H99ZM138 116H139V114H138ZM144 116H145V115H144ZM149 116H150V115H149ZM175 116L177 117V115H175ZM181 116H182V115H181ZM0 117H3V114H2V116H0ZM5 117H6V115H5ZM5 117H4V118H5ZM9 117H10V116H9ZM51 117H52V116H51ZM58 117H59V115H58ZM58 117H55V118H58ZM66 117H67V116H66ZM76 117H77V116H76ZM79 117H80V116H79ZM79 117H78V118H79ZM86 117H87V116H86ZM86 117H85V118H86ZM88 117H89V116H88ZM105 117H106V116H105ZM107 117H108V116H107ZM126 117H127V116H126ZM128 117H129V115H128ZM128 117H127L126 119H129ZM135 117H136V116H134V118H135ZM140 117H141V116H140ZM150 117H151V116H150ZM164 117H165V116H164ZM4 118H3V121H5ZM15 118H16V117H15ZM19 118H20V117H19ZM19 118H18V119H19ZM37 118H38V117H37ZM41 118H42V116H41ZM43 118H44V117H43ZM48 118H50V117H48ZM71 118H72V117H71ZM80 118H81V117H80ZM80 118H79V119H80ZM114 118H116V117H114ZM124 118H125V117H124ZM136 118H137V117H136ZM157 118H158V117H157ZM208 118H209V117H208ZM254 118H255V117H254ZM0 119H2V118H0ZM5 119H7V118H5ZM16 119H17V118H16ZM20 119H21V118H20ZM34 119H35V118H34ZM50 119H51V118H50ZM59 119H60V118H59ZM82 119H83V118H82ZM90 119H91V118H90ZM93 119H96V118H92V121H93ZM104 119H105V118H104ZM119 119H120V117H119ZM137 119H138V118H137ZM141 119H143V118H141ZM148 119H149V118H148ZM165 119H166V118H165ZM165 119H163V120H165ZM177 119H178V118H177ZM259 119H260V118H259ZM263 119H264V118H263ZM14 120H15V119H14ZM32 120H33V119H32ZM35 120H36V119H35ZM101 120H102V118H101ZM114 120H115V119H114ZM131 120H132V119H131ZM144 120H145V119H144ZM163 120H162V121H163ZM171 120H172V119H171ZM183 120H184V118H183ZM198 120H199V119H198ZM253 120H254V119H252V121H253ZM36 121H38V120H36ZM43 121H45V120H43ZM53 121H54V120H53ZM55 121H57V120H55ZM64 121H65V120H64ZM68 121H69V119H68ZM73 121H74V119H73ZM83 121H84V120H83ZM97 121H100V120H97ZM111 121H112V120H111ZM127 121H129V120H127ZM127 121H126V122H127ZM137 121L140 122V120H137ZM149 121H150V119H149ZM149 121H148V122H149ZM167 121H168V120H167ZM167 121H164V122H167ZM173 121H174V120H173ZM260 121L262 122V120H260ZM0 122H2V120H1ZM14 122H15V121H14ZM24 122H25V120H24ZM40 122H42V121H40ZM40 122H39V124H40ZM78 122H79V121H78ZM80 122H81V121H80ZM86 122H87V121H86ZM86 122H85V123H86ZM135 122H136V121H135ZM135 122H134V123H135ZM139 122H138V123H139ZM160 122H161V121H159V123H160ZM164 122H163V123H164ZM182 122H184V121H182ZM19 123H20V121H19ZM36 123H37V122H36ZM36 123L34 122V124L37 126V129H38V128H39V127H38L39 125L36 124ZM69 123H70V122H69ZM97 123H98V122H97ZM102 123H103V122H102ZM117 123H118V122H117ZM122 123H123V121H122ZM131 123H132V121H131ZM138 123H137V124H138ZM154 123H155V122H154ZM15 124H17V123H15ZM41 124H42V123H41ZM41 124H40V125H41ZM53 124H54V123H53ZM57 124H58V123H57ZM62 124H63V123H62ZM73 124H74V123H73ZM105 124L107 125V122H106ZM108 124H109V123H108ZM111 124H112V123H111ZM114 124H115V123H114ZM124 124H125V123H124ZM176 124H177V123H176ZM178 124H179V123H178ZM180 124H181V123H180ZM195 124H196V123H194V125H195ZM204 124H205V121H204L203 125H204ZM23 125H25V124H23ZM42 125H43V124H42ZM45 125H46V124H45ZM64 125H65V124H64ZM64 125H62V126H64ZM69 125H70V124H69ZM95 125H96V123H95ZM115 125H116V124H115ZM131 125H132V124H131ZM139 125H140V124H139ZM142 125H143V124H142ZM158 125H159V124H158ZM166 125H167V124H166ZM169 125H170V123H169ZM173 125H174V124H171L170 127L173 126ZM183 125H184V123H183ZM205 125H206V124H205ZM16 126H17V125H16ZM20 126H21V125H20ZM47 126H48V125H47ZM51 126H52V124H51ZM51 126H49V127L51 128ZM59 126H60V125H59ZM65 126H66V125H65ZM73 126H74V125H73ZM96 126H97V125H96ZM137 126H138V125H137ZM147 126H148V125H147ZM254 126H255V125H254ZM262 126H263V125H262ZM34 127H35V126H34ZM66 127H67V126H66ZM89 127H91V126H89ZM103 127H105V126H103ZM109 127H110V126H109ZM112 127H113V126H112ZM140 127H141V126H140ZM144 127H145V126H144ZM176 127H177V125H176ZM180 127H181V126H180ZM205 127H206V126H205ZM256 127H257V126H256ZM19 128H20V127H19ZM44 128H45V126H44ZM69 128H71V127H69ZM69 128H67V130H68ZM93 128H94V127H93ZM97 128L100 130V128H99L98 126H97ZM105 128L107 129V127H105ZM134 128H135V125H134L133 129H134ZM32 129H33V128H32ZM34 129H35V128H34ZM95 129H96V128H95ZM106 129H105V130H106ZM114 129H115V128H114ZM114 129H113V130H114ZM138 129H139V127H138ZM142 129H143V127H142ZM147 129H148V128H147ZM161 129H162V128H161ZM165 129H166V128H164V130H165ZM177 129H178V128H177ZM177 129H176V130H177ZM179 129H180V128H179ZM207 129H208V128H207ZM13 130H15V129H13ZM23 130H24V129H23ZM64 130H65V129H64ZM74 130H75V129H73V131H74ZM77 130H78V129H77ZM84 130H85V129H84ZM89 130H90V129H89ZM93 130H94V129H93ZM99 130H98V131H99ZM108 130H109V129H107V131H108ZM130 130H131V129H129V133H130ZM134 130H135V129H134ZM144 130H145V129H144ZM158 130H159V129H158ZM162 130H163V129H162ZM183 130L185 131V129H183ZM194 130H196V128H195ZM19 131H20V129H19ZM21 131H22V130H21ZM31 131H32V130H31ZM60 131H61V130H60ZM68 131H69V130H68ZM73 131H72V132H73ZM80 131H81V130H80ZM80 131H79V132H80ZM95 131H96V130H95ZM98 131H97V133H99ZM107 131H106V132H107ZM109 131H110V130H109ZM109 131H108V132H109ZM160 131H161V130H160ZM168 131H169V130H168ZM171 131H172V130L170 129V132H171ZM180 131H181V130H180ZM180 131H179V133H180ZM184 131L182 132L183 134H184ZM205 131H206V130H205ZM261 131H262V130H261ZM3 132H4V131H3ZM32 132H33V131H32ZM32 132H31V133H32ZM38 132H39V131H38ZM38 132H37V133H38ZM54 132H57V131H54ZM65 132H66V131H65ZM88 132H89V131H88ZM114 132H115V131H114ZM141 132L144 133L143 130H142ZM158 132H159V131H158ZM174 132H175V130H174ZM208 132H209V131H208ZM259 132H260V131H259ZM0 133H1V128H0ZM20 133H21V132H20ZM29 133H30V132H29ZM29 133H28V134H29ZM37 133H36V134H37ZM58 133H59V132H58ZM60 133H61V132H60ZM66 133H68V132H66ZM75 133H76V131H75ZM121 133H122V132H121ZM124 133H125V132H124ZM124 133H123V134H124ZM131 133H132V130H131ZM143 133H142V134H143ZM159 133H160V132H159ZM166 133H167V132H166ZM168 133H169V132H168ZM206 133H207V132H206ZM18 134H19V133H18ZM39 134H40V133H39ZM51 134H52V133H51ZM73 134H74V133H73ZM78 134H80V133H78ZM78 134H77V135H78ZM94 134H95V133H94ZM99 134H100V133H99ZM109 134H110V132L108 133V135H109ZM157 134H158V133H157ZM175 134H177V133H175ZM175 134H174V135H175ZM41 135H42V134H41ZM45 135H46V134H45ZM52 135H55V134H52ZM60 135H61V134H60ZM60 135H55V137H57V136L60 137ZM77 135H76V136H77ZM143 135H144V134H143ZM143 135H142V136H143ZM174 135H172V137H173ZM177 135H178V134H177ZM180 135H181V134H180ZM32 136H34V135H32ZM65 136H66V135H65ZM76 136H75V138H76ZM84 136H87V134L84 135ZM121 136H122V135H121ZM137 136H138V133L136 134L135 137H137ZM139 136H140V135H139ZM163 136H165V137H164V139H165V138H166V135L164 134ZM168 136H170V135L167 134V137H168ZM190 136H191V135H190ZM190 136H189L188 138L191 139ZM197 136H198V134H197ZM209 136H210V135H209ZM218 136H219V135H218ZM25 137H26V136H25ZM25 137H24V138H25ZM44 137H45V136H44ZM66 137H67V136H66ZM88 137H89V136H88ZM94 137H95V136H94ZM96 137H97V136H96ZM98 137H99V136H98ZM98 137H97V138H98ZM101 137H103V135H102ZM107 137H108V136H107ZM110 137H111V136H110ZM113 137H115V134H113ZM122 137H123V136H122ZM122 137L120 138L121 140H123ZM157 137H158V136H157ZM159 137H160V136H159ZM170 137H171V136H170ZM174 137H175V136H174ZM181 137H182V135H181ZM210 137H211V136H210ZM24 138H23V139H24ZM35 138H36V137H35ZM37 138H38V137H37ZM53 138H54V137H53ZM63 138H65V137H63ZM73 138H74V137H73ZM78 138H79V137H78ZM104 138H105V137H104ZM115 138H116V137H115ZM160 138H161V137H160ZM197 138H199V137H197ZM33 139H34V137H33ZM45 139L47 140V138H45ZM81 139H84V138H81ZM109 139H110V138H109ZM112 139H113V138H112ZM116 139H117V138H116ZM120 139H119V140H120ZM125 139H126V138H125ZM144 139H145V138H144ZM167 139H168V138H167ZM167 139H166V141H167ZM170 139H171V141H172V138H170ZM180 139H181V138H180ZM208 139H210V138H208ZM6 140H7V139H6ZM75 140H76V139H75ZM77 140H78V139H77ZM100 140H101V139H100ZM104 140H105V139H104ZM107 140H108V139H107ZM157 140H158V138H157ZM161 140H162V139H161ZM173 140H174V139H173ZM182 140H183V139H182ZM197 140H198V139H197ZM8 141H9V140H8ZM32 141L34 142V140H32ZM35 141H37V140H35ZM70 141H71V140H70ZM80 141H81V140H80ZM114 141H115V140H114ZM139 141H140V140H139ZM139 141H138V142H139ZM141 141H143V139H142ZM163 141H164V140H163ZM171 141H170L169 143H171ZM174 141H175V140H174ZM178 141H179V140H178ZM187 141H188V140H187ZM5 142H6V141H5ZM27 142H28V141H27ZM27 142H26V143H27ZM29 142H30V141H29ZM46 142H47V141H46ZM78 142H79V140H78ZM87 142H88V141H87ZM89 142H90V141H89ZM93 142H94V141H93ZM102 142H103V141H102ZM110 142H111V141H110ZM112 142H113V141H112ZM119 142H120V141H119ZM121 142H123V141H121ZM132 142H133V141H132ZM138 142H137V143L135 142V143L137 144V146H138ZM190 142H191V141H190ZM223 142H224V141H223ZM2 143H3V142H2ZM26 143H25V144H26ZM35 143H36V142H35ZM35 143H34V144H35ZM84 143H85V142H84ZM94 143H95V144H94V146H95V145H96V141H95ZM114 143H116V142H114ZM117 143H118V142H117ZM117 143H116V144H117ZM123 143H124V142H123ZM142 143H143V142H141V144H142ZM144 143H146V142H144ZM148 143H149V142H148ZM166 143H167V142H166ZM169 143H168V146H169ZM172 143H173V142H172ZM179 143H180V142H179ZM205 143H206V142H205ZM38 144H39V143H38ZM40 144H41V143H40ZM88 144H89V143H88ZM107 144H108V142H107ZM131 144H134V143H131ZM197 144H198V143H197ZM210 144H211V143H210ZM3 145H4V144H3ZM26 145H28V144H26ZM52 145H53V144H52ZM80 145L82 146V143H81ZM84 145H86V143H85ZM119 145H120V144H119ZM123 145H124V144H123ZM134 145H135V144H134ZM143 145H144V144H143ZM190 145H191V144H190ZM219 145H220V144H219ZM0 146H1V145H0ZM30 146H32V145H30ZM30 146H29V148H30ZM33 146H34V145H33ZM74 146H76V145H74ZM86 146H87V145H86ZM115 146H116V145H115ZM127 146H128V144H127ZM131 146H132V145H131ZM131 146H130V147H131ZM137 146H136V147H137ZM139 146H140V145H139ZM150 146H151V145H150ZM166 146H167V145H166ZM171 146L173 147V145H171ZM192 146H193V145H192ZM209 146H210V145H209ZM20 147H21V146H20ZM24 147H25V146H24ZM26 147H27V146H26ZM70 147H71V146H70ZM89 147H90V146H89ZM105 147H106V146H105ZM117 147H118V146H117ZM124 147H126V146H124ZM133 147H135V146H133ZM136 147H135V148H136ZM162 147H163V146H162ZM187 147H188V146H187ZM223 147H224V146H223ZM39 148L41 149V147H39ZM39 148H36V149H39ZM85 148H86V147H85ZM87 148H88V147H87ZM118 148H119V147H118ZM138 148H139V147H138ZM165 148H166V147H165ZM168 148H169V147H168ZM209 148H210V147H209ZM213 148H214V146H213ZM42 149H43V148H42ZM42 149H41V150H42ZM75 149H77V148L75 147ZM88 149H89V148H88ZM99 149H100V148H99ZM151 149H152V148H151ZM169 149H171V147H170ZM196 149H197V148H196ZM210 149H211V148H210ZM13 150H14V149H13ZM77 150H79V149H77ZM93 150H94V149H93ZM117 150H118V149H117ZM135 150H136V149H135ZM135 150H134V151H135ZM139 150H140V149H139ZM142 150H143V149H142ZM154 150H155V149H154ZM156 150H157V149H156ZM172 150H173V149H172ZM207 150H208V149H207ZM211 150H212V149H211ZM1 151H2V149H1ZM5 151H6V150H5ZM35 151H36V150H35ZM84 151H85V150H84ZM90 151H91V149H90ZM97 151H98V150H97ZM122 151H123V150H122ZM122 151H121V152H122ZM129 151H130V150H129ZM145 151H146V149H145ZM161 151H163V150H161ZM203 151H204V150H203ZM12 152H13V151H12ZM19 152H20V151H19ZM27 152H29V151H27ZM57 152H58V151H57ZM79 152H80V151H79ZM82 152H83V150H82ZM116 152H117V151H116ZM121 152H120V153H121ZM136 152H137V151H136ZM174 152H175V151H174ZM190 152H191V151H190ZM197 152H198V151H197ZM208 152H209V151H208ZM211 152H212V151H211ZM224 152H225V151H224ZM0 153H2V152H0ZM3 153H6V152H3ZM35 153H36V152H34V154H35ZM45 153H46V152H45ZM131 153H132V152H131ZM163 153H164V152H163ZM214 153H215V152H214ZM20 154L22 155V153H19V156H20ZM27 154H28V153H27ZM103 154H104V153H103ZM110 154H111V153H110ZM116 154H118V153H116ZM116 154H115V155H116ZM133 154H134V155L136 154L135 156H138V153H133ZM164 154H165V153H164ZM164 154H162V156H164ZM168 154L170 155V158H171V155H172V154H171V153H168ZM180 154H182L181 151H180ZM208 154L210 155V153H208ZM211 154H212V153H211ZM215 154H216V153H215ZM2 155H3V154H2ZM10 155H11V154H10ZM17 155H18V153H17ZM49 155H50V154H49ZM53 155H54V154H53ZM84 155H85V154H84ZM94 155H95V154H94ZM121 155H122V154H121ZM140 155H141V153H140ZM144 155H145V154H144ZM144 155H143V156H144ZM166 155H167V154H166ZM183 155H184V154H183ZM197 155H198V154H197ZM33 156H34V155H33ZM47 156H48V155H47ZM59 156H61V155H58V157H59ZM76 156H77V155H76ZM78 156H79V154H78ZM86 156H87V155H86ZM89 156H90V155H89ZM89 156H88V157H89ZM98 156H99V154H98ZM135 156H134V159H135ZM176 156H177V155H176ZM178 156H179V155H178ZM193 156H194V155H193ZM13 157H14V156H13ZM53 157H57V156L54 155ZM61 157H62V156H61ZM61 157H60V160H61ZM115 157H116V156H115ZM115 157H114V162H115ZM119 157H120V156H119ZM129 157H130V155H129ZM132 157H133V156H132ZM222 157H223V156H222ZM0 158H1V157H0ZM20 158H21V157H20ZM27 158H29V156H28ZM86 158H87V157H86ZM96 158H97V156H96ZM98 158H99V157H98ZM108 158H109V157H108ZM116 158H118V157H116ZM130 158H131V157H130ZM138 158H139V157H138ZM165 158H166V157H165ZM172 158H174V157H172ZM183 158H184V157H183ZM197 158H198V157H197ZM206 158H207V157H206ZM13 159H14V158H13ZM17 159H18V158H17ZM32 159H33V157H32ZM62 159H63V158H62ZM75 159H76V158H75ZM121 159H122V158H121ZM136 159H137V158H136ZM198 159H199V158H198ZM202 159H203V158H202ZM223 159H224V158H223ZM4 160H5V159H4ZM26 160H27V159H26ZM44 160H45V159H44ZM58 160H59V158H58ZM76 160H77V159H76ZM76 160H75V161H76ZM88 160L90 161L91 159L88 158ZM92 160H93V159H92ZM126 160H127V159H126ZM162 160H163V158H162ZM165 160H166V159H165ZM169 160H170V159H169ZM181 160H183V159L181 158ZM14 161H15V159H14ZM14 161H13V163H16V162H14ZM20 161H22V160L20 159ZM24 161H25V160H24ZM96 161H97V160H96ZM96 161H95V162H96ZM98 161H99V160H98ZM129 161H130V160H129ZM129 161H128V162H129ZM142 161H143V158H142ZM158 161H159V160H158ZM167 161H168V160H167ZM167 161H166V162H167ZM175 161H176V160H175ZM198 161H199V160H198ZM200 161H201V160H200ZM221 161H222V160H221ZM4 162H5V161H4ZM25 162H26V161H25ZM31 162H32V161H31ZM55 162H57V161H55ZM60 162H61V161H60ZM62 162H63V160H62ZM92 162H94V161H92ZM133 162H134V161H133ZM133 162H132V163H133ZM138 162L140 163L139 160H138ZM146 162H147V161H146ZM146 162H145V163H146ZM183 162H184V161H183ZM186 162H187V159H186ZM189 162H190V161H189ZM232 162H233V161H232ZM6 163H7V161H6ZM22 163H23V161H22ZM22 163H21V164H22ZM27 163H28V162H27ZM45 163H46V162H45ZM74 163H75V162H74ZM76 163H77V162H76ZM79 163H80V162H79ZM108 163H109V162H108ZM116 163H118V162H116ZM120 163H121V162H120ZM139 163H138V164H139ZM141 163H142V162H141ZM145 163H144V161H143V164H144V165H145ZM173 163H174V162H173ZM198 163H199V162H198ZM198 163H197V165H198ZM206 163H207V162H206ZM233 163H234V162H233ZM8 164H9V163H8ZM32 164H33V163H32ZM32 164L30 163V165H32ZM37 164H39V163H37ZM112 164H113V163L111 162V165H112ZM134 164H135V163H134ZM143 164H140V166L143 165ZM146 164H147V163H146ZM167 164L169 165V163H167ZM175 164H176V163H175ZM190 164H191V163H190ZM210 164H211V163H210ZM212 164H213V163H212ZM16 165H17V164H16ZM81 165H83V164H81ZM95 165H97V164H95ZM95 165H94V166H95ZM104 165H105V164H104ZM109 165H110V163H109ZM116 165H117V164H116ZM130 165H131V164H130ZM144 165H143V167H144ZM156 165H157V167H158L159 163L156 164ZM160 165H162V164L160 163ZM164 165H165V164H164ZM225 165H226V164H225ZM234 165H235V163H234ZM236 165H237V164H236ZM14 166H15V165H14ZM18 166H19V165H18ZM25 166H27V165H25ZM28 166H29V163H28ZM77 166H78V163H77ZM112 166H113V165H112ZM127 166H129V165H127ZM136 166H137V165H136ZM138 166H139V165H138ZM171 166H172V164H171ZM182 166H183V163H182ZM188 166H189V165H188ZM209 166H210V165H209ZM21 167H22V166H21ZM23 167H24V166H23ZM97 167H98V166H97ZM113 167H114V166H113ZM113 167H111V169H112ZM116 167H117V166H116ZM133 167H134V166H133ZM145 167H146V165H145ZM160 167H161V166H160ZM164 167H165V166H164ZM164 167H163V168H164ZM169 167H170V165H169ZM204 167H206V166H204ZM214 167H215V166H214ZM223 167H224V166H223ZM2 168H3V167H2ZM6 168H7V167H6ZM8 168H9V166H8ZM8 168H7V169H8ZM17 168H19V167H17ZM82 168H83V167H82ZM92 168H93V167H92ZM135 168H136V167H135ZM148 168H149V167H148ZM166 168H167V167H166ZM175 168H176V167H175ZM186 168H189V167H186ZM197 168H198V167H197ZM218 168H220V167H218ZM229 168H230V166H229ZM11 169H12V168H11ZM23 169H24V168H23ZM28 169H30V171H31V168H27V170H28ZM32 169H34V168H33V165H32ZM86 169H87V168H86ZM97 169H98V168H97ZM114 169H115V168H114ZM136 169H137V168H136ZM136 169H133V170H135V173L138 174L137 171H136ZM140 169H141V167H140ZM151 169H152V168H151ZM161 169H162V167H161ZM173 169H174V168H173ZM189 169H190V168H189ZM200 169H201V168H200ZM9 170H10V169H9ZM18 170L20 171V169H18ZM27 170H26V171H27ZM37 170H38V168H37ZM53 170H54V169H53ZM83 170H84V169H83ZM87 170H88V169H87ZM101 170H102V169H101ZM143 170H144V168H143ZM147 170H148V169H147ZM156 170H157V169H156ZM171 170H172V169H171ZM175 170H176V169H175ZM195 170H196V169H195ZM209 170H210V169H209ZM212 170H213V169H212ZM217 170H218V169H217ZM217 170H216V171H217ZM6 171H7V170H6ZM10 171H11V170H10ZM34 171H35V170H34ZM74 171H75V170H74ZM91 171H92V170H91ZM91 171H90V172H91ZM123 171H124V170H123ZM127 171H128V170H127ZM127 171H126V172H127ZM130 171H131V169H130ZM139 171H140V170H139ZM168 171H169V170H168ZM172 171H173V170H172ZM203 171L206 172L207 170L204 169ZM210 171H211V170H210ZM214 171H215V170H214ZM223 171H224V170H223ZM82 172H83V171H82ZM92 172H93V171H92ZM113 172H114V171H113ZM116 172H117V171H116ZM116 172H114V173H116ZM141 172H142V171H141ZM145 172H146V169H145ZM145 172H143V174H144ZM157 172H158V171H157ZM165 172H166V171H165ZM173 172H174V171H173ZM185 172H186V171H185ZM191 172H192V171H191ZM193 172H195V171H193ZM211 172H212V171H211ZM224 172H225V171H224ZM229 172H230V171H229ZM238 172H239V171H238ZM240 172H241V171H240ZM18 173H19V172H17L16 174H18ZM31 173H32V171H31ZM35 173H36V171H35ZM100 173H101V172H100ZM123 173H125V172H123ZM133 173H134V171H133ZM149 173H150V172H149ZM152 173H153V172H152ZM171 173H172V172H171ZM176 173H177V171H176ZM178 173H179V171H178ZM188 173H190V172H188ZM203 173H204V172H203ZM206 173H207V172H206ZM208 173H209V172H208ZM14 174H15V172L13 173V175H14ZM16 174H15V175H16ZM127 174H128V173H127ZM127 174L124 175V176H126V178H127ZM129 174H130V173H129ZM131 174H132V173H131ZM162 174H163V173H162ZM165 174H166V173H165ZM167 174H169V172H168ZM185 174H186V173H185ZM190 174L192 175V176H191V178H192L194 175H193V173H190ZM228 174H229V173H228ZM234 174H237V173H234ZM242 174H243V173H241V175H242ZM25 175H26V174H25ZM83 175H84V174H83ZM98 175H100V174H98ZM107 175H110V174H107ZM113 175H114V174H113ZM119 175H121V174H119ZM133 175H135V174H133ZM133 175H131V176L129 175V177L132 178ZM145 175H146V174H145ZM207 175H208V174H206V176H207ZM229 175H230V174H229ZM7 176H8V175H7ZM9 176H10V175H9ZM9 176L6 178V180L9 178ZM11 176H12V175H11ZM11 176H10V177H11ZM26 176H27V175H26ZM35 176H36V177H35V180H36V178H38V177H37L36 174H35ZM54 176H55V174H54ZM54 176H53V177H54ZM143 176H144V175H143ZM163 176H164V175H163ZM165 176H166V175H165ZM177 176H178V175H177ZM179 176H180V175H179ZM197 176H198V175H197ZM243 176H244V175H243ZM243 176H242V178H243ZM14 177H15V176H14ZM21 177H22V176H21ZM21 177H20V178H21ZM44 177H45V176H43V178H44ZM47 177H48V176H47ZM49 177H50V176H49ZM49 177H48V178H49ZM107 177H108V179H109V176H107ZM113 177H114V176H113ZM134 177H135V176H134ZM156 177H157V176H156ZM161 177H162V176H161ZM170 177H171V176H170ZM174 177L176 178L175 175H174ZM194 177H195V176H194ZM203 177H205V176H203ZM207 177H208V176H207ZM215 177H216V176H215ZM11 178H12V177H11ZM17 178H18V177H17ZM43 178H42V179H43ZM94 178H95V177H94ZM110 178H111V177H110ZM115 178H116V177H115ZM159 178H160V177H159ZM164 178H165V177H164ZM164 178H163V179H164ZM166 178H167V177H166ZM166 178H165V179H166ZM171 178H172V177H171ZM175 178H174V180H175ZM178 178H179V177H178ZM201 178H202V177H201ZM233 178H234V177H233ZM233 178H232V179H233ZM240 178H241V177H240ZM0 179H1V178H0ZM4 179H5V178H4ZM12 179L14 180V178H12ZM46 179H47V178H46ZM64 179H65V178H64ZM99 179H100V178H99ZM103 179H104V178H103ZM122 179H124V177H123ZM128 179L130 180V178H128ZM134 179H137V177L134 178ZM140 179H141V178H140ZM140 179H139V180H140ZM157 179H158V178H157ZM163 179H162V180H163ZM205 179H206V178H205ZM247 179H249V178H247ZM2 180H3V179H2ZM111 180H112V179H111ZM111 180H110V181H111ZM129 180H128V182H129ZM139 180H138V181H139ZM150 180H151V179H150ZM187 180H188V179H187ZM203 180H204V179H203ZM203 180H202V181H203ZM234 180H235V178H234ZM18 181H19V180H18ZM37 181H38V180H37ZM37 181H36V183H37ZM48 181H49V180H48ZM77 181H78V180H77ZM87 181H88V180H87ZM87 181H86V182H87ZM89 181H90V180H89ZM124 181H125V180H124ZM180 181H181V180H180ZM188 181H189V180H188ZM193 181H195V180H192V182H193ZM210 181H211V180H210ZM219 181H221V180H219ZM235 181H236V180H235ZM235 181H234V182H235ZM249 181H250V180H249ZM10 182H11V181H10ZM14 182H15V181H14ZM23 182H25V181L23 180ZM38 182H42V181L39 180ZM80 182H81V180H80ZM83 182H84V181H83ZM95 182H96V181H95ZM118 182H119V181H118ZM118 182H117V183H118ZM122 182H123V181H122ZM128 182H127L126 184L129 185L130 182H129V183H128ZM131 182H133V179H132ZM142 182H143V181H142ZM145 182H146V181H145ZM171 182H172V181H171ZM173 182H174V181H173ZM213 182H214V181H213ZM246 182H247V181H246ZM8 183H9V182H8ZM19 183H20V182H19ZM34 183H35V182H34ZM81 183H82V182H81ZM88 183H90V182H88ZM91 183H93V182H91ZM96 183H97V182H96ZM112 183H113V182H112ZM114 183H115V182H114ZM152 183H153V182H152ZM162 183H163V182H162ZM164 183H165V182H164ZM174 183H178V182H174ZM222 183H225V182L222 181ZM229 183H231V182H229ZM239 183H241V182L239 181ZM247 183H249V182H247ZM1 184H2V183H1ZM38 184H41V183H38ZM38 184H37V185H38ZM44 184H45V183H44ZM58 184H59V183H58ZM61 184H62V183H61ZM93 184H94V183H93ZM99 184H100V183H99ZM105 184H106V182H105ZM124 184H125V182H124ZM130 184H131V183H130ZM139 184H140V183H139ZM143 184H144V183H143ZM179 184L181 185V183H179ZM179 184H178V187L180 186ZM210 184H211V183H210ZM231 184H232V183H231ZM231 184H227V185H231ZM237 184H238V183H237ZM243 184H244V183H243ZM250 184H251V183H250ZM2 185H3V184H2ZM8 185H9V184H8ZM22 185H23V184H22ZM32 185H33V184H32ZM35 185H36V184H35ZM47 185H48V184H47ZM76 185H77V184H76ZM78 185H79V184H78ZM102 185H103V184H102ZM106 185H107V184H106ZM110 185H111V184H110ZM120 185H121V184H120ZM147 185H148V184H147ZM155 185H156V184H155ZM189 185H190V184H189ZM195 185H196V184H195ZM208 185H209V184H208ZM224 185H225V184H224ZM224 185H223V186H224ZM0 186H1V185H0ZM23 186H24V185H23ZM95 186H96V185H95ZM95 186H94V187H95ZM99 186H100V185H99ZM113 186H114V184H113ZM132 186H133V184H132ZM137 186H138V185H137ZM145 186H146V185H145ZM145 186H144V187H145ZM163 186H164V185H163ZM165 186H167V185H165ZM170 186H171V185H170ZM191 186L193 187V185H191ZM219 186H220V185H219ZM223 186H222V187H223ZM241 186H242V185H241ZM241 186H240V187H241ZM249 186H250V185H249ZM3 187H5V186L3 185ZM7 187H8V186H7ZM24 187H26V186H24ZM43 187H45V186H43ZM49 187H50V186H48V188H49ZM67 187H68V186H67ZM80 187H81V186H80ZM80 187H79V188H80ZM109 187H110V186H109ZM115 187H117V186L115 185ZM125 187H126V186H125ZM133 187H134V186H133ZM133 187H132V188H133ZM135 187H136V185H135ZM139 187H143V185H142V186L139 185ZM153 187H154V185H153ZM172 187H174V186H172ZM192 187H191V188H192ZM202 187H203V188H206V186H205V187L202 186ZM222 187H221V188H222ZM231 187H232V186H231ZM250 187H251V186H250ZM21 188H22V187H21ZM21 188H17V191H18L19 189H21ZM34 188H35V186H34ZM81 188H82V187H81ZM105 188H106V187H105ZM111 188H112V187H111ZM130 188H131V185H130ZM145 188H146V187H145ZM175 188H176V187H175ZM179 188H180V187H179ZM187 188H188V187H187ZM191 188H190V189H191ZM219 188H220V187H219ZM244 188H245V187H244ZM1 189H2V187H0V191L2 192ZM10 189H13V188L11 187ZM10 189H9V190H10ZM15 189H16V188H15ZM28 189H29V188H28ZM58 189H59V188H58ZM85 189H86V188H85ZM89 189H90V188H89ZM96 189H97V188H96ZM116 189H117V188H116ZM119 189H120V188H119ZM123 189H124V188H123ZM127 189H128V187H127ZM148 189H149V188H148ZM148 189H147V191H148ZM154 189H155V188H154ZM196 189H197V188H196ZM210 189H211V188H210ZM217 189H218V188H217ZM235 189H236V188H235ZM238 189H240V188L238 187ZM245 189H246V188H245ZM3 190H4L3 195H5V194H6V193H5V192H6V191H5V190H6V187L3 188ZM23 190H24V189H23ZM23 190H20V191H23ZM25 190H26V189H25ZM38 190H39V189H38ZM47 190H48V189H47ZM87 190H88V189H87ZM92 190H93V189H92ZM110 190H112V189H110ZM114 190H115V189H114ZM145 190H146V189H145ZM165 190H166V189H165ZM172 190H173V189H172ZM193 190H194V189H193ZM202 190H204V189H202ZM236 190H237V189H236ZM236 190H235V191H236ZM240 190H241V189H240ZM252 190H253V189H252ZM7 191H8V190H7ZM29 191H30V190H29ZM32 191H33V189H32ZM59 191H60V190H59ZM67 191H68V189H67ZM81 191H82V190H81ZM96 191H97V190H96ZM133 191H134V190H133ZM142 191H143V190H142ZM142 191H141V192H142ZM189 191H190V190H189ZM194 191H195V190H194ZM197 191H198V190H197ZM200 191H201V189H200ZM204 191H205V190H204ZM215 191H217V190L215 189ZM219 191H220V190H219ZM222 191H223V190H222ZM229 191H232V190H229ZM233 191H234V189H233ZM242 191H243V190H242ZM253 191H254V190H253ZM1 192H0V194H2ZM9 192H10V191H9ZM23 192H24V191H23ZM30 192H31V191H30ZM30 192H29V193H30ZM33 192H34V191H33ZM57 192H58V191H57ZM70 192H71V191H70ZM83 192H84V190H83ZM85 192H86V191H85ZM102 192H103V191H102ZM104 192H105V191H104ZM106 192L108 193V189H107ZM121 192H122V190H121ZM148 192H149V191H148ZM163 192H164V191H163ZM163 192H162V193H163ZM168 192H169V191H168ZM191 192H192V191H191ZM201 192H202V191H201ZM237 192H238V191H237ZM237 192H235V193H237ZM243 192H244V191H243ZM243 192H242V193H243ZM13 193H15V192L13 191ZM13 193H11V194L14 195ZM31 193H32V192H31ZM36 193H37V192H36ZM48 193H49V191H48ZM60 193H62V192H60ZM67 193H68V192H67ZM71 193H72V192H71ZM79 193H80V192H79ZM109 193H111V192H109ZM109 193H108V194H109ZM130 193H131V191H130ZM142 193H143V192H142ZM146 193H147V192H146ZM146 193H145V194H146ZM159 193H160V191H159ZM173 193H174V191H173ZM192 193H194V192H192ZM196 193H197V192H196ZM199 193H200V192H199ZM220 193H221V192H220ZM232 193H233V192H232ZM239 193H240V192H239ZM250 193H251V192H250ZM8 194H9V193H7V195H8ZM34 194H35V193H34ZM37 194H38V193H37ZM50 194H51V193H50ZM58 194H59V193H58ZM81 194H82V193H81ZM105 194H106V193H105ZM105 194H104V195H105ZM108 194H107V195H108ZM125 194H126V196H127V193H126V192H125ZM132 194H133V193H132ZM138 194H139V193H138ZM147 194H148V193H147ZM147 194H146V195H147ZM149 194H150V193H149ZM177 194H178V193H177ZM181 194H182V193H181ZM224 194H226V193H224ZM243 194H244V193H243ZM243 194H242V195H243ZM35 195H36V194H35ZM38 195L41 196L40 194H38ZM60 195H61V194H60ZM60 195H59V196H60ZM96 195L98 196V199H99L100 194H99V195L96 194ZM130 195H131V194H130ZM130 195H129V196H130ZM157 195H158V194H157ZM166 195H167V194H166ZM173 195H174V194H173ZM183 195H184V194H183ZM183 195H182V196H183ZM209 195H210V194H209ZM229 195H230V194H229ZM15 196H16V195H15ZM52 196H53V195H52ZM52 196H50V197H52ZM61 196H62V195H61ZM82 196H83V195H82ZM82 196H81V198H82ZM92 196H93V195H92ZM105 196H106V195H105ZM112 196H113V195H112ZM151 196H152V195H151ZM178 196H179V195H178ZM237 196H238V195H237ZM244 196H245V194H244ZM248 196H249V195H248ZM25 197H26V196H25ZM36 197H37V196H36ZM43 197H45V196L43 195ZM48 197H49V195H48ZM50 197H49V199H50ZM79 197H80V195H79ZM123 197H124V196H122V200H123ZM135 197H137V196H135ZM140 197H141V196H140ZM146 197H147V196H146ZM193 197H194V195H193ZM203 197H204V196H203ZM203 197H202V198H203ZM205 197H207V196H205ZM205 197H204V199H208V198H205ZM219 197H220V196H219ZM226 197H227V196H226ZM240 197H241V196H240ZM246 197H247V196H246ZM253 197H255V196H253ZM263 197H264V196H263ZM0 198H2V196H1ZM41 198H42V197H41ZM45 198H46V197H45ZM60 198H61V197H60ZM88 198H89V197H88ZM100 198H101V197H100ZM108 198H109V197H107V199H108ZM119 198H121V197H119ZM127 198H128V197H127ZM143 198H144V197H143ZM147 198H148V197H147ZM169 198H170V196H169ZM174 198H175V197H174ZM176 198H177V196H176ZM209 198H210V197H209ZM241 198H242V197H241ZM241 198H240V199H241ZM4 199H5V198H4ZM9 199H10V198H9ZM21 199H22V198H21ZM62 199H63V198H62ZM79 199H80V198H79ZM128 199H129V198H128ZM163 199H165V198H163ZM183 199H184V198H183ZM194 199H195V198H194ZM218 199H219V198H218ZM234 199H237V198H234ZM238 199H239V198H238ZM242 199H243V198H242ZM251 199H252V198H251ZM254 199H255V198H254ZM12 200H13V199H12ZM12 200H11V201H12ZM24 200H25V199H24ZM50 200H53V199H50ZM54 200H55V199H54ZM81 200H82V199H81ZM102 200H103V199H102ZM136 200H137V199H136ZM144 200H145V199H144ZM146 200H147V199H146ZM156 200H157V199H156ZM202 200H203V199H202ZM213 200H215V199H213ZM219 200H220V199H219ZM228 200H229V199H228ZM262 200H264V199H262ZM47 201H48V200H47ZM57 201H58V200H55V202H57ZM65 201H67V200H65ZM97 201H98V200H97ZM99 201H100V199H99ZM110 201H111V200H110ZM116 201H117V200L114 201L115 204L118 203V205H119V202H120V201H119V200H118L119 202H116ZM140 201H141V200H140ZM152 201H153V200H152ZM159 201H160V200H159ZM167 201H168V200H167ZM172 201H173V200H172ZM180 201H181V200H180ZM193 201H194V203H195V200H193ZM200 201H201V200H200ZM204 201H210V200H204ZM226 201H227V200H226ZM238 201H240V200H238ZM238 201H237V202H238ZM248 201H249V200H248ZM258 201H260V200H258ZM0 202H1V201H0ZM3 202H4V201H3ZM12 202H13V201H12ZM26 202H27V201H26ZM30 202H31V201H30ZM55 202H54V203H55ZM91 202H93V201L91 200ZM106 202H107V201H106ZM128 202H129V201H128ZM150 202H151V201H150ZM173 202H174V201H173ZM197 202H198V201H197ZM211 202H212V201H211ZM241 202H244V201H241ZM250 202H251V200H250ZM39 203H40V202H39ZM46 203H47V202H46ZM49 203H50V202H49ZM58 203H59V202H57V204H58ZM82 203H83V201H82ZM93 203H94V202H93ZM93 203H91V204H93ZM104 203H105V202H104ZM112 203H113V202H112ZM125 203H126V202H125ZM135 203H136V201H135ZM143 203H145V202H143ZM143 203H142V204H143ZM170 203H171V202H170ZM178 203H179V202H178ZM181 203H182V202H181ZM214 203H215V202H214ZM217 203H218V202H217ZM217 203H216V204H217ZM233 203H234V202H233ZM261 203H262V202H261ZM3 204H4V203H3ZM11 204H12V203H11ZM37 204H38V203H37ZM37 204H36V205H37ZM51 204H52V203H51ZM95 204H97V203H95ZM109 204L111 205V203H109ZM123 204H124V202H123ZM145 204H146V203H145ZM145 204H143V206H144ZM147 204H148V203H147ZM203 204H204V202H203ZM209 204H210V203H209ZM212 204H213V203H212ZM212 204H211V205H212ZM222 204H223V202H222ZM230 204H231V203H230ZM245 204H246V202H245ZM20 205H21V204H20ZM39 205H40V204H39ZM69 205H71V203H70ZM72 205H74V204H72ZM80 205H81V203H80ZM84 205H86V203H84ZM84 205H83V206H84ZM88 205H89V203H88ZM98 205H99V203H98ZM116 205H117V204H116ZM133 205H134V204H133ZM137 205H138V204H137ZM205 205H206V204H205ZM205 205H204V206H205ZM223 205H225V204H223ZM223 205H222V206H223ZM232 205H233V204H232ZM232 205H231V206H232ZM250 205H253V206H254V204H250ZM250 205H249V207H251ZM263 205H264V204H263ZM8 206H9V205H8ZM15 206H16V205H15ZM33 206H34V205H33ZM40 206H41V205H40ZM66 206H67V204H66ZM66 206H64V207H66ZM107 206H108V205H107ZM127 206H128V205H127ZM127 206H125V207H127ZM134 206H136V205H134ZM134 206H133V207H134ZM140 206H141V204H140ZM149 206H150V205H149ZM152 206H153V205H152ZM152 206H151V208H152ZM184 206H185V205H184ZM208 206H209V205H207V208H208ZM214 206H215V204H214ZM233 206H234V205H233ZM258 206H259V205H258ZM260 206H261V204H260ZM34 207H35V206H34ZM78 207H80V206H78ZM86 207H87V206H86ZM92 207H93V205H92ZM94 207H95V205H94ZM115 207H116V206H115ZM129 207H130V206H129ZM133 207H132V209H131L132 211H133ZM173 207H174V204H173ZM181 207H182V205H181ZM186 207H187V205H186ZM195 207H196V206H195ZM200 207H201V206H200ZM202 207H203V206H202ZM1 208H5V207L3 206V207H1ZM7 208H8L7 210H9L10 206L7 207ZM60 208H61V207H60ZM67 208L69 209L68 206H67ZM76 208H77V205H76ZM80 208L82 209V207H80ZM104 208H105V207H104ZM139 208H140V207H139ZM147 208H148V207H147ZM228 208H229V207H228ZM246 208H248V207H246ZM38 209H39V208H38ZM43 209H44V207H43ZM68 209H66V210H68ZM74 209H75V207H73V210H74ZM77 209H78V208H77ZM77 209H76V210H77ZM84 209H85V208H84ZM84 209H83V210H84ZM96 209H97V208H96ZM105 209H106V208H105ZM128 209H129V208H128ZM144 209H145V208H144ZM161 209H162V208H161ZM175 209H176V208H174V210H175ZM184 209H185V208H184ZM215 209H216V207H215ZM248 209H249V208H248ZM248 209H247V210H248ZM13 210H14V209H13ZM52 210H54L53 207H52ZM64 210H65V208H64ZM71 210H72V208H71ZM76 210H74V211H76ZM79 210H80V209H79ZM93 210H94V209H93ZM119 210H121V208H119ZM129 210H130V209H129ZM129 210H128V211H129ZM151 210H152V209H151ZM194 210H195V209H194ZM219 210H220V209H219ZM219 210H218V211H219ZM236 210H237V209H236ZM250 210H251V209H250ZM256 210H257V209H256ZM0 211H1V210H0ZM14 211H15V210H14ZM35 211H36V210H35ZM35 211H34V212H35ZM45 211H47V210H45ZM77 211H78V210H77ZM80 211H81V210H80ZM80 211L75 212V213H79ZM86 211H88V210L86 209ZM104 211H106V210H104ZM124 211H126V210H124ZM124 211H123V209H122V212H124ZM132 211H131V212H132ZM134 211H135V210H134ZM138 211H139V210H138ZM179 211H180V210H179ZM200 211H201V210H200ZM214 211H215V210H214ZM222 211H223V210H222ZM231 211H232V210H231ZM234 211H235V210H234ZM258 211H259V210H258ZM4 212H6V210H5ZM36 212H37V211H36ZM54 212H55V211H54ZM59 212H60V211H59ZM64 212H65V211H64ZM113 212H114V211H113ZM113 212H112V213H113ZM122 212H121V213H122ZM131 212H129V213H131ZM149 212H150V211H149ZM165 212H166V211H165ZM165 212H164V213H165ZM175 212H176V211H175ZM211 212H212V210H211ZM211 212H210V213H211ZM216 212H217V210H216ZM219 212H220V211H219ZM263 212H264V211L262 210V213H263ZM13 213H14V212H13ZM16 213H20V212L17 211ZM16 213H15V214H16ZM21 213H22V212H21ZM24 213H25V212H24ZM32 213H33V212H32ZM57 213H58V211H57ZM68 213H69V212H68ZM73 213H74V212H73ZM104 213H105V212H104ZM106 213H107V212H106ZM134 213H135V212H134ZM138 213H139V212H138ZM151 213H152V212H151ZM156 213H158V212L156 211ZM180 213H181V212H180ZM212 213H213V212H212ZM214 213H215V212H214ZM214 213L211 214V215H214ZM228 213H229V212H228ZM232 213H233V212H232ZM259 213H260V211H259ZM5 214H6V213H5ZM33 214H34V213H33ZM38 214H39V213H38ZM47 214H48V212H47ZM49 214H50V213H49ZM83 214H84V213H83ZM99 214H100V213H99ZM110 214H111V213H110ZM114 214L116 215L117 213H114ZM131 214H132V213H131ZM183 214H184V213H183ZM194 214H195V213H194ZM243 214H244V213H243ZM64 215H65V214H64ZM74 215H75V214H73L72 217H73ZM79 215H80V214H78V216H79ZM139 215H140V214H139ZM149 215L151 216V214H149ZM152 215H153V214H152ZM157 215H158V214H157ZM159 215H160V214H159ZM159 215H158V217H159ZM165 215H166V214H164V216H165ZM168 215H169V214H168ZM168 215H167V216H168ZM172 215H173V213H172ZM180 215H181V214H180ZM195 215H196V214H195ZM195 215H194V216H195ZM203 215H205V214H203ZM219 215H220V214H219ZM221 215H222V214H221ZM229 215H230V214H229ZM236 215H237V213H236ZM240 215H241V214H240ZM248 215H250L249 212H248ZM256 215H257V214H256ZM256 215H255V216H256ZM3 216H4V215H3ZM3 216L0 214V227L3 225V222H4L5 219H6V218L4 219L5 216H4V217H3ZM6 216H8V215H6ZM26 216H27V214H26ZM39 216H40V214H39ZM76 216H77V214H76ZM78 216H77V217H78ZM88 216H89V215H88ZM98 216H99V215H98ZM100 216H101V215H100ZM107 216H108V215H107ZM154 216H155V215H154ZM167 216H166V217H167ZM170 216H171V214L169 215V217H170ZM183 216H184V215H183ZM198 216H199V215H198ZM215 216H216V214H215ZM251 216H252V215H251ZM11 217H12V216H11ZM11 217L8 216V218H11ZM14 217H15V216H14ZM27 217H28V216H27ZM51 217H52V216H51ZM65 217H66V216H65ZM67 217H68V216H67ZM94 217H95V216H94ZM109 217H111V216H109ZM117 217L119 218V215L116 216V218L113 217L114 219H116V220H115L116 222L119 221V220L117 221ZM158 217H156L157 222H158V219L160 220V217H161V216H160L159 218H158ZM199 217H200V216H199ZM228 217H229V216H228ZM239 217H240V216H239ZM248 217H249V216H248ZM258 217H261V216L258 215ZM8 218H7V219H8ZM34 218H36V217H34ZM78 218H80V217H78ZM83 218H84V217H83ZM128 218H130V217H128ZM143 218H144V217H143ZM152 218H153V216H152ZM167 218H168V217H167ZM174 218H175V217H174ZM194 218H195V217H194ZM196 218H197V217H196ZM236 218H237V217H236ZM240 218H241V217H240ZM242 218H243V217H242ZM246 218H247V217H246ZM252 218H253V217H252ZM7 219H6V221H7ZM12 219H15V218H12ZM16 219H17V218H16ZM25 219H26V218H25ZM36 219H37V218H36ZM36 219H35V222L37 221ZM43 219H44V218H43ZM45 219H46V218H45ZM64 219H65V218H64ZM71 219H72V218H71ZM71 219H70V221H68V222H71ZM73 219H75V218L73 217ZM98 219H100V217H99ZM102 219H103V217H102ZM108 219H109V218H108ZM145 219H146V218H145ZM156 219H155V221H156ZM211 219H212V218H211ZM213 219H215V218H213ZM216 219H218V218H216ZM216 219H215V220H216ZM226 219H227V218H226ZM230 219H231V218H230ZM259 219H260V218H259ZM261 219H262V217H261ZM54 220H58V219H54ZM67 220H68V219H67ZM67 220H65V221H67ZM106 220H107V219H106ZM121 220H122V219H121ZM121 220H120V222H118L119 225L122 224V223H121ZM151 220H152V219H151ZM165 220H168V219L165 218ZM169 220H170V219H169ZM169 220H168V221H169ZM172 220H174V219H172ZM172 220H171V222H172ZM188 220H189V219H188ZM203 220H204V219H203ZM205 220L207 221V219H205ZM218 220H219V219H218ZM237 220H238V219H237ZM237 220H236V221H237ZM255 220H256V219H255ZM16 221H17V220H16ZM18 221H19V220H18ZM33 221H34V220H33ZM59 221H60V220H59ZM82 221H83V219H82ZM82 221H80V222H82ZM90 221H92V220H90ZM94 221H95V220H94ZM112 221H113V220H112ZM115 221H114V222H115ZM124 221H125V220H123V222H124ZM128 221H129V219H128ZM134 221H135V220H134ZM155 221H154V222H155ZM186 221H187V220H186ZM201 221H202V220H201ZM216 221H217V220H216ZM228 221H229V220H228ZM232 221H233V220H232ZM232 221H231V222H232ZM261 221H262V220H261ZM35 222H32V223H35ZM54 222H55V221H54ZM86 222H87V221H86ZM98 222H99V221H98ZM101 222H102V221H101ZM110 222H111V221H109V223H110ZM116 222H115V226L118 225V224H116ZM125 222H127V221H125ZM157 222H156V224H158ZM159 222L161 223L162 220H160ZM165 222H167V221H165ZM165 222H164V220H163V223H165ZM189 222H190V221H189ZM189 222H187V223L189 224ZM209 222H210V221H209ZM212 222H213V221H212ZM225 222H226V221H225ZM237 222H242V220H241V221L239 220V221H237ZM243 222H244V221H243ZM243 222H242V223H243ZM11 223H12V222H11ZM25 223H26V222H25ZM25 223H22V224L24 225ZM28 223H29V222H28ZM36 223H37V222H36ZM49 223L52 224L53 222H51V220H50ZM49 223H48V224H49ZM57 223H58V222H57ZM62 223H63V222H62ZM78 223H79V222H78ZM88 223H89V222H88ZM90 223H91V222H90ZM103 223H104V222H103ZM109 223H108V224H109ZM112 223H113V222H112ZM112 223H110V225H111ZM128 223L130 224V222H128ZM139 223H140V222H139ZM146 223H147V222H146ZM149 223H150V225L147 224L148 226H150V227H153V226H154V225L151 226L152 222H151L150 220H149ZM168 223H170V222H168ZM195 223H196V222H195ZM205 223H206V222H205ZM215 223H216V222H215ZM215 223H214V224H215ZM249 223H250V220H249ZM256 223H257V222H256ZM4 224H5V223H4ZM6 224H7V223H6ZM19 224H20V223H19ZM19 224H18V225H19ZM22 224H21V225H22ZM51 224H50V225H51ZM70 224H71V223H70ZM76 224H77V223H76ZM81 224H83V223H81ZM123 224H124V226H125V223H123ZM123 224H122V225H123ZM184 224H185V222H184ZM198 224H200V223L198 222ZM210 224H211V222H210ZM210 224H208V225H210ZM214 224L212 223V226H213ZM225 224H226V223H225ZM227 224H228V223H227ZM236 224H237V223H236ZM250 224H251V223H250ZM30 225H31V223H30ZM60 225H61V224H60ZM85 225H86V224H85ZM93 225H94V224H93ZM96 225H97V224H96ZM98 225H99V224H98ZM103 225H104V224H103ZM110 225H109V226H110ZM119 225H118V226H119ZM122 225H120V227H121ZM135 225H136V224H135ZM158 225H159V224H158ZM171 225H172V224H171ZM186 225H187V224H186ZM200 225H201V224H200ZM220 225H221V222H220ZM240 225H241V224H240ZM242 225H243V224H242ZM251 225H252V224H251ZM6 226H7V225H6ZM8 226H9V222H8ZM28 226H29V225H28ZM34 226H35V225H34ZM77 226L80 227V224L77 225ZM87 226H88V224H87ZM101 226H102V225H101ZM101 226H100V227H101ZM140 226H141V225H140ZM166 226H167V225H166ZM172 226H173V225H172ZM196 226L198 227L197 223H196ZM212 226H211V227H212ZM214 226H215V228H216V227H219V226H217V225H214ZM252 226H253V225H252ZM262 226H263V225H262ZM12 227H13V226H12ZM18 227H19V226H18ZM120 227H117V230H119ZM127 227H128V226H127ZM158 227H159V226H158ZM180 227H181V226H180ZM199 227H200V226H199ZM207 227L210 228L209 226H207ZM207 227H206V228H207ZM229 227H230V226H229ZM241 227H242V226H241ZM245 227H246V225H245ZM254 227H255V226H254ZM257 227H258V226H257ZM13 228H14V227H13ZM19 228H20V227H19ZM23 228H24V227H23ZM41 228H42V227H41ZM41 228H40V230H41ZM81 228H82V227H81ZM86 228H87V227H86ZM91 228L93 229V227H91ZM94 228H95V227H94ZM112 228H113V227H112ZM115 228H116V227H115ZM122 228H123V227H122ZM147 228H148V227H147ZM159 228H160V227H159ZM171 228H172V227H171ZM191 228H192V227H191ZM208 228H207V229H208ZM215 228H214V229H215ZM227 228H228V227H227ZM238 228H240V227H238ZM260 228H261V227H260ZM6 229H7V228H6ZM17 229H18V228H17ZM29 229H30V228H29ZM65 229H66V228H65ZM71 229H72V228H71ZM76 229H77V228H76ZM98 229H99V228H98ZM100 229H102V228H100ZM100 229H99V231H101ZM120 229H121V228H120ZM123 229L127 230L126 227L123 228ZM148 229H149V228H148ZM148 229H147V230H148ZM150 229H151V228H150ZM167 229H168V228H167ZM185 229H186V226H185ZM210 229H212V228H210ZM216 229H219V228H216ZM248 229H249V228H248ZM262 229H263V228H262ZM13 230H14V229H13ZM13 230H12V231H13ZM19 230H20V229H19ZM19 230H17V231H19ZM77 230H78V229H77ZM88 230H89V229H88ZM109 230H111V229H109ZM128 230H129V228H128ZM136 230H137V229H136ZM136 230H135V231H136ZM142 230H143V229H142ZM144 230H145V229H144ZM151 230L153 231V228H152ZM151 230H150V231H151ZM155 230H156V229H155ZM155 230H154V232H155ZM158 230H159V229H158ZM163 230H165V229H162V231H163ZM197 230H199L200 232H202V230H204V229H202V226H201V227H200L199 229H197ZM208 230H209V229H208ZM212 230H213V229H212ZM9 231H10V230H9ZM14 231H15V230H14ZM30 231H32V230L30 229ZM30 231H28V232H30ZM44 231H45V228H44ZM44 231L42 230V232H44ZM71 231H72V230H71ZM82 231H83V228H82ZM97 231H98V230H97ZM114 231H115V230H114ZM114 231L111 230V233H113ZM120 231H121V230H120ZM129 231H130V230H129ZM129 231H128V232L126 231V232L129 234V236H130V234L133 235V234H132L133 231H131L132 233H130ZM140 231H141V230H139V231H137V232H140ZM176 231H177V230H176ZM199 231H198V232H199ZM240 231L242 232V230H240ZM247 231H249V230H247ZM252 231H253V230H251V232H252ZM2 232H4V231H2ZM6 232H8V231L6 230ZM28 232H26V233L28 234ZM34 232H35V234H36V231H35V230H34ZM84 232H85V231H84ZM87 232H88V231H87ZM115 232H116V234H118L117 231H115ZM115 232H114V233H115ZM144 232H145V234H146L148 231L146 232V230H145ZM157 232H158V231H157ZM159 232H160V231H159ZM159 232H158L157 234H155V233H154V234L158 236ZM167 232H168V231H167ZM167 232L165 231V234H166ZM200 232H199V233H200ZM206 232H208V231H206ZM226 232H227V231H226ZM9 233H10V232H9ZM31 233H32V232H31ZM31 233H30V234H31ZM44 233H45V232H44ZM48 233H49V232H48ZM48 233H47V234H48ZM61 233H62V232H61ZM61 233H60V234H61ZM76 233H77V232H76ZM88 233H89V232H88ZM90 233H91V232H90ZM149 233H151V232H149ZM152 233H153V232H152ZM161 233H162V232H161ZM168 233H169V232H168ZM168 233H167V234H168ZM170 233H172V232H170ZM203 233H205V232L203 231ZM238 233H239V232H238ZM247 233H248V232H247ZM252 233H253V232H252ZM252 233H251V234H252ZM7 234H8V233H7ZM10 234H11V233H10ZM30 234H29V235H30ZM39 234H40V233H39ZM54 234H55V233H54ZM72 234H73V232H72ZM94 234H95V233H94ZM96 234H97V232H96ZM103 234H104V233H103ZM116 234H114V235H116ZM120 234H121V233H120ZM124 234H125V233H124ZM139 234H140V233H138V235H139ZM182 234H183V233H182ZM201 234H202V233H200L199 235L201 236ZM208 234H209V233H208ZM212 234H213V233H212ZM216 234H218V232H217ZM230 234H231V233H230ZM242 234H243V233H242ZM3 235H4V234H3ZM11 235H12V234H11ZM62 235H63V234H62ZM82 235H83V234H82ZM88 235H90V234H88ZM98 235H99V234H98ZM104 235H105V234H104ZM138 235H135V234H134V236H136V237H139V236H140V235H139V236H138ZM141 235H142V234H141ZM147 235H148V234H147ZM147 235H146V236H147ZM160 235H161V234H160ZM168 235H169V234H168ZM187 235H188V234H187ZM191 235H192V234H191ZM204 235H205L206 239H207V238H210V237L213 238L211 235H210L209 237H208V235L206 236V234H204ZM204 235H202V236H204ZM213 235L216 236V235H215V232H214ZM245 235H246V234H244V236H245ZM252 235H253V234H252ZM4 236H5V235H4ZM6 236H7V235H6ZM8 236H9V234H8ZM42 236H44V235H42ZM42 236L40 235L39 237H42ZM45 236H46V235H45ZM65 236H67V235H65ZM65 236H64V237H65ZM70 236H71V235H70ZM117 236H119V235H117ZM117 236H116V237H117ZM120 236H122V235H120ZM142 236H144V235H142ZM146 236L142 237V239H143V238H148V237H146ZM153 236H154V235H153ZM161 236H162V235H161ZM163 236H165V235H163ZM172 236H173V234H172ZM188 236H189V235H188ZM200 236H199V237H200ZM226 236H227V235H226ZM226 236H225V237H226ZM228 236H229V235H228ZM246 236H247V235H246ZM14 237H15V236H14ZM17 237H18V235H17ZM36 237H38V234H37ZM36 237H35V239H36ZM62 237H63V236H62ZM62 237H61V238H62ZM83 237H84V236H83ZM83 237H81V239H82ZM91 237H92V236H91ZM154 237H155V236H154ZM166 237L168 238V237H170V235H169V236H166ZM189 237H191V236H189ZM250 237H251V236H250ZM257 237H258V236H257ZM9 238H10V237H9ZM9 238L6 239V240H9ZM12 238H13V236H12ZM18 238H19V237H18ZM33 238H34V237H33ZM49 238H51V237H49ZM57 238H58V237H57ZM88 238H89V236H88ZM98 238H99V237H98ZM114 238H115V237H114ZM121 238H122V237H121ZM128 238H130V237H128ZM131 238H132V237H131ZM161 238H162V237H161ZM200 238H201V237H200ZM215 238H216V237H215ZM215 238H214V239H215ZM227 238H228V237H227ZM243 238H244V237H243ZM252 238H253V236H252ZM254 238H255V237H254ZM254 238H253V239H254ZM35 239H34V240H35ZM42 239H43V238H42ZM54 239H55V238H54ZM67 239H70V238L68 237ZM108 239H109V238H108ZM117 239H118V238H117ZM117 239H116V240H117ZM132 239H133V238H132ZM138 239H139V238H137V240H138ZM148 239H149V238H148ZM156 239H158V238L156 237ZM156 239H155V240H156ZM171 239H172V237H171ZM171 239H169V240H171ZM189 239H190V238H189ZM191 239H193V238H191ZM216 239H217V238H216ZM228 239L230 240V238H228ZM255 239H256V238H255ZM10 240H11V239H10ZM28 240H29V239H28ZM48 240H49V239H48ZM60 240H61V239H60ZM60 240H59V242H60ZM74 240H75V239H74ZM87 240H88V239H87ZM90 240H95V239H92V238H91ZM96 240H97V239H96ZM128 240H129V239H128ZM128 240H127V241H128ZM133 240H134V239H133ZM133 240H132V241H133ZM144 240H145V239H144ZM185 240H186V239H185ZM195 240H196V239H195ZM199 240H200V239H199ZM199 240H198V241H199ZM201 240H202V239H201ZM201 240H200V241H201ZM211 240H212V239H211ZM217 240H219V239H217ZM249 240H250V239H249ZM29 241H30V240H29ZM61 241H62V240H61ZM66 241H67V240H66ZM72 241H73V240H72ZM77 241H78V240H77ZM77 241H75V243H76ZM81 241H83V240H81ZM84 241H85V240H84ZM100 241H101V239H100ZM109 241H110V240H109ZM109 241H108V243H110ZM123 241H124V240H123ZM127 241H126V242H127ZM140 241H141V240H140ZM140 241H139V242H140ZM159 241H160V240H159ZM173 241H174V240H173ZM173 241L171 240V242H173ZM203 241H204V240H203ZM237 241H238V240H237ZM251 241H252V240H251ZM258 241H259V240H258ZM6 242H7V241H6ZM9 242H10V241H9ZM17 242H19V241L17 240ZM27 242H28V241H27ZM43 242H44V240H43ZM69 242H70V241H68V243H69ZM88 242H89V241H88ZM91 242H92V241H91ZM98 242H99V240H98ZM98 242H97V243H98ZM106 242H107V241H106ZM128 242L130 243V241H128ZM134 242H135V241H134ZM142 242H144V241H142ZM142 242H141V243H142ZM152 242H153V241H152ZM156 242H157V240H156ZM175 242H179V241H175ZM182 242H183V241H182ZM195 242H196V241H195ZM207 242H211V241H207ZM207 242H206V243H207ZM217 242H218V241H217ZM220 242H221V241H220ZM228 242H229V241H228ZM249 242H250V241H249ZM253 242H254V241H253ZM40 243H42V242H40ZM40 243H39V244H40ZM63 243H64V242H63ZM78 243H79V242H78ZM78 243H77V244H78ZM82 243H83V242H82ZM82 243H80V244H82ZM97 243L94 242L93 245H95V244H97ZM108 243H107V245H108ZM111 243H112V241H111ZM123 243H124V242H123ZM159 243H160L159 245L162 244L161 242H159ZM166 243H168V242H166ZM190 243H191V241H190ZM221 243H222V242H221ZM237 243H238V242H237ZM0 244H2V243H0ZM3 244H4V243H3ZM5 244H7V243H5ZM24 244H25V243H24ZM27 244H28V243H27ZM27 244H26V245H27ZM35 244H36V243H35ZM51 244H52V243H51ZM73 244H74V243H73ZM86 244H88V243H86ZM113 244H114V243H113ZM126 244H127V243H126ZM138 244H139V243H138ZM142 244H143V243H142ZM146 244H147V243H146ZM156 244H158V243H156ZM191 244H192V243H191ZM230 244H232V243H230ZM246 244H248V242H247ZM260 244H261V243H260ZM262 244H263V243H262ZM10 245H11V244H10ZM18 245H21V243L18 244ZM48 245H49V244H48ZM48 245H47V248H50V247H48ZM68 245H69V244H68ZM70 245H71V243H70ZM70 245H69V246H70ZM74 245H76V244H74ZM82 245H83V244H82ZM123 245H124V244H123ZM128 245H129V244H128ZM128 245H126V246H128ZM147 245H148V247H149V243H148ZM171 245H173V243H171ZM177 245H178V244H177ZM195 245H196V244H195ZM195 245H194V246H195ZM221 245H222V244H221ZM232 245H234V244H232ZM238 245H239V244H238ZM240 245H241V243H240ZM249 245L251 246V244H249ZM253 245H254V244H253ZM257 245H258V244H257ZM5 246H7V245H5ZM11 246H12V245H11ZM22 246L24 247L23 244H22ZM22 246H21V247H22ZM51 246H52V245H51ZM84 246H85V245H84ZM86 246H87V245H86ZM88 246H89V245H88ZM90 246H91V245H90ZM90 246H89V247H90ZM100 246H101V245H100ZM100 246H99V247H100ZM102 246H103V245H102ZM113 246H114V245H112V247H113ZM137 246H138V245H137ZM139 246H140V244H139ZM155 246L157 247L158 245H155ZM169 246H170V245H169ZM174 246H175V245H174ZM209 246H210V245H209ZM214 246H215V245H214ZM226 246H227V245H226ZM226 246H225V247H226ZM236 246H237V245H236ZM258 246H259V245H258ZM3 247H4V246H3ZM53 247H54V246H53ZM76 247H77V246H76ZM79 247H80V246H79ZM104 247H106V246H104ZM124 247H125V246H124ZM124 247H123V248H124ZM150 247H151V246H150ZM150 247H149V250H150ZM152 247H153V246H152ZM212 247H213V246H212ZM229 247H230V245H229ZM237 247H238V246H237ZM259 247H262V245H260ZM5 248H6V250H5V249H4V250H5L6 252H9V251H7V247H5ZM26 248H27V246H26ZM28 248H29V247H28ZM82 248H83V247H82ZM100 248H101V247H100ZM127 248H128V247H127ZM138 248H139V247H138ZM158 248H159V247H158ZM158 248H157V249H158ZM161 248H162V245H161ZM171 248H172V247H171ZM226 248H227V247H226ZM8 249H9V248H8ZM13 249H14V247H13ZM24 249H25V248H24ZM32 249H33V248H32ZM34 249H36V248H34ZM37 249H38V248H37ZM37 249H36V250H37ZM40 249H42V248H40ZM61 249H62V248H61ZM66 249H67V247H66ZM77 249H78V248H77ZM83 249H84V248H83ZM87 249H88V248H87ZM94 249H95V247H94ZM94 249H93V250H94ZM96 249H97V248H96ZM104 249H105L104 251H106V248H104ZM115 249H116V248H115ZM115 249H113V250H115ZM173 249L176 250L177 248H173ZM190 249H191V248H190ZM196 249H198V248L195 247V250H196ZM207 249H208V247H207ZM210 249H211V248H210ZM214 249H215V248L213 247V250H214ZM219 249H220V247H219ZM230 249H231V248H230ZM233 249L236 250L235 248H233ZM233 249H232V250H233ZM241 249H242V248H241ZM252 249H253V248H252ZM255 249H256V248H255ZM257 249H258V248H257ZM257 249H256V250H257ZM259 249H263V247H262V248H259ZM25 250H26V249H25ZM36 250H34V251L37 252ZM43 250H44V248H43ZM48 250H49V249H48ZM59 250H60V249L58 248V251H59ZM90 250H91V249H90ZM113 250H112V251H113ZM119 250H120V249H119ZM127 250H128V249H127ZM162 250H163V249H162ZM225 250H226V249H225ZM239 250H240V249H239ZM248 250H249V249H248ZM31 251H32V250H31ZM34 251H33V252H34ZM38 251H41V250H38ZM58 251H57V252H58ZM110 251H111V248H110ZM138 251H139V250H138ZM151 251H152V248H151ZM153 251H154V249H153ZM173 251H174V250H173ZM190 251H191V250H190ZM208 251H209V250H208ZM219 251H221V250H219ZM226 251H227V250H226ZM20 252H21V251H20ZM33 252H32V253H33ZM77 252H78V250H77ZM88 252H89V251H88ZM98 252H99V251H98ZM107 252H108V250H107ZM114 252H115V251H114ZM146 252L148 253V251H146ZM159 252H160V250H159ZM167 252H168V251H167ZM171 252H172V251H171ZM216 252H217V251H216ZM216 252H215V253H216ZM234 252H235V251H234ZM236 252H237V251H236ZM236 252H235V253H236ZM238 252H240V251H238ZM241 252H242V251H241ZM42 253H43V252H42ZM94 253H95V252H94ZM99 253H101V252H99ZM110 253H111V252H110ZM120 253H121V252H120ZM169 253H170V252H169ZM174 253L178 254L179 252H178V253H177V252H174ZM191 253H192V251H191ZM197 253H198V252H197ZM202 253H203V252H202ZM208 253L211 254V252H208ZM248 253H249V252H248ZM258 253H259V252H258ZM29 254H30V253H29ZM46 254H47V253H46ZM91 254H92V253H91ZM101 254H102V253H101ZM108 254H109V253H108ZM122 254H123V252H122ZM149 254H150V253H149ZM152 254H153V252H152ZM172 254H173V252H172ZM230 254H231V253H230ZM239 254H240V253H239ZM262 254H263V253H262ZM12 255H13V254H12ZM21 255H22V254H21ZM33 255L35 256V254H33ZM78 255H79V254H78ZM94 255H95V254H94ZM94 255H91V256L93 257ZM109 255H110V254H109ZM112 255H114V258H115V254H112ZM116 255H117V253H116ZM126 255H127V254H125V256H126ZM138 255H139V253H138ZM145 255H146V254H145ZM150 255H151V254H150ZM154 255H156V254H154ZM154 255H152V256L154 257ZM166 255H167V254H166ZM195 255H196V253H195ZM197 255H198V254H197ZM205 255H206V254H205ZM213 255H214V254H213ZM228 255H229V254H228ZM235 255H236V254H235ZM6 256H7V254H6ZM6 256H5V257H6ZM26 256H28V255L26 254ZM26 256H25V257H26ZM45 256H46V255H45ZM53 256H54V254H53ZM98 256H99V254H98ZM105 256H106V254H105ZM121 256H123V255H121ZM134 256H135V255H134ZM159 256H160V254H159ZM201 256H202V255H201ZM238 256H239V255H238ZM238 256H237V257H238ZM244 256H245V255H244ZM249 256H250V255H249ZM1 257H2V256H1ZM1 257H0V258H1ZM17 257H18V254H17ZM22 257H23V256H22ZM31 257H32V255H31ZM58 257H59V256H58ZM67 257H68V255H67ZM80 257H81V256H80ZM126 257H127V256H126ZM174 257H176V256H174ZM179 257H180V255H179ZM194 257H195V256H194ZM196 257H199V256H196ZM216 257H217V255H216ZM221 257H222V256H221ZM3 258H4V257H3ZM23 258H24V257H23ZM28 258H29V257H28ZM28 258H27V259H28ZM35 258L37 259V256H36ZM51 258H52V257H51ZM53 258H54V257H53ZM65 258H66V257H65ZM68 258H69V257H68ZM85 258H87V257H85ZM85 258H84V259H85ZM88 258H89V257H88ZM105 258H106V260H108V256L105 257ZM109 258H110V257H109ZM116 258H117V256H116ZM116 258H115V259H116ZM120 258H121V257H120ZM120 258H119V259H120ZM129 258H130V256H129ZM154 258H155V257H154ZM161 258H162V257H161ZM230 258H231V257H230ZM260 258H261V257H260ZM6 259H7V257H6ZM15 259H16V258H15ZM39 259H40V258H38L37 260H39ZM41 259H42V258H41ZM41 259H40V260H41ZM58 259H59V258H58ZM61 259H62V258H61ZM73 259H74V258H73ZM75 259H76V258H75ZM80 259H81V258H79V260H80ZM97 259H98V258H97ZM125 259H126V258H125ZM139 259H140V258H139ZM141 259H142V258H141ZM143 259H144V258H143ZM156 259H157V258H156ZM196 259H197V258H196ZM201 259H202V258H201ZM209 259H210V258H209ZM236 259H237V258H236ZM242 259H243V258H242ZM253 259H254V257H253ZM255 259H256V258H255ZM2 260H3V259H2ZM9 260H10V259H9ZM28 260H29V259H28ZM47 260H48V259H47ZM67 260H68V259H67ZM79 260H78V261H79ZM88 260H89V259H88ZM91 260H93V259H91ZM120 260H121V259H120ZM127 260H128V259H127ZM137 260H138V259H137ZM144 260H145V259H144ZM148 260H150V259H149V258H148V259L146 258V261H148ZM151 260H152V259H151ZM151 260H150V261H151ZM162 260H163V258H162ZM162 260H161V261H162ZM197 260H198V259H197ZM206 260H207V259H206ZM218 260H220V259L218 258ZM222 260H223V259H222ZM225 260H226V259H225ZM225 260H223V261H225ZM249 260H250V259H249ZM260 260H261V259H260ZM4 261H5V260H4ZM14 261H15V260H14ZM24 261H25V260H24ZM24 261H23V262H24ZM33 261H34V260H33ZM33 261H32V262H33ZM76 261H77V259L75 260V262H76ZM82 261H83V260H82ZM86 261H87V260H85V262H86ZM99 261H101V260L99 259ZM129 261H130V259H129ZM135 261H136V260H135ZM153 261H154V260H153ZM153 261H152V263H154ZM195 261H196V260H195ZM231 261H232V260H231ZM240 261H241V259H240ZM7 262H8V260H7ZM30 262H31V261H29V263H30ZM36 262H37V261H36ZM36 262H35V263H36ZM62 262H63V261H62ZM80 262H81V261H80ZM88 262H89V261H88ZM88 262H87V263H88ZM107 262H108V261H107ZM131 262H132V261H131ZM131 262H128V263L131 264ZM138 262H139V260H138ZM148 262H149V261H148ZM155 262H156V261H155ZM175 262H176V261H175ZM211 262H213V259H212ZM225 262H226V261H225ZM2 263H4V262L2 261ZM47 263H48V262H47ZM53 263H54V262H53ZM58 263H59V262H58ZM76 263H77V262H76ZM76 263H74V264H76ZM81 263H82V262H81ZM81 263H80V264H81ZM90 263H91V262H90ZM117 263H119V262H117ZM140 263H142V262H140ZM145 263H146V262H145ZM162 263H163V262H162ZM176 263H177V262H176ZM190 263H191V262H190ZM219 263H220V262H219ZM248 263H249V262H248ZM8 264H9V262H8ZM40 264H42V262H40ZM104 264H105V263H104ZM113 264H114V263H113ZM143 264H144V263H143ZM146 264H150V262H149V263H146ZM198 264H199V262H198ZM201 264H202V263H201ZM227 264H228V263H227ZM235 264H236V263H235ZM246 264H247V263H246Z\"/></svg>",
	"mask_w": 264,
	"mask_h": 264
}]
</instances>
